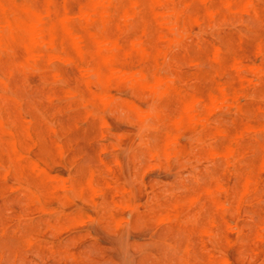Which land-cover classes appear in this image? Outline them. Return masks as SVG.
<instances>
[{
	"label": "rangeland",
	"instance_id": "1",
	"mask_svg": "<svg viewBox=\"0 0 264 264\" xmlns=\"http://www.w3.org/2000/svg\"><path fill=\"white\" fill-rule=\"evenodd\" d=\"M0 1L7 7V10L5 13L10 18L15 15L24 16L25 13L22 7L25 8L29 6L33 9H36L38 12L40 11L39 13H42V14L44 13L43 15L42 14L40 15H42V19H44L43 21H45L44 22L45 25H49L52 22L55 24V27L53 30L54 37L51 40V44L53 45L50 44L49 33L45 32V34H43L45 38L42 36L43 40L40 39L39 45L34 49V51H32V55L35 54L33 55L35 57H33L31 53H28L25 50L19 38H9L5 43H3L0 46V76L2 77L0 78V163H1L0 164V264H194V263L205 264L206 262H209V261L211 262L206 263V264H216V263L217 264H239V263L240 264L241 263L242 264H264V241H262L264 239V198H262V196H264V192H263L264 190L262 189L264 188V186H262L264 185V174H263L264 169L262 165L264 163V129H263L264 128V119H263L264 118V100H263L264 99V78H263L264 77V68H263L264 67V49H263L264 47V17H263L264 12L262 11L264 10V0H214L216 3H214V1L212 0H174V1L173 0H163V1L161 0H157V1L156 0H145V1L138 0L137 3L134 0H119L120 2L118 0H116V2L115 0H112V1L105 0L104 8H102V10H104L102 13V16L96 13V14L90 15V17H87V15L83 13L84 10L85 11L87 10V4L89 0H65L64 3H63V0H52V1L51 0L49 1L48 0H0ZM124 1L127 5L123 3ZM9 2L11 3L10 6H12L11 9L9 8L10 7ZM158 2L165 4V5H161L160 3L158 4ZM112 3L114 6L116 4H119V3L120 4L117 5V7L116 6L114 7ZM135 3L138 6L137 5L135 6L134 5ZM140 3H141V6H140ZM143 3L145 4V7ZM155 3H157L158 5ZM226 3H228L229 5ZM231 3H233L235 7H233L234 5ZM249 3H252L253 6L249 5ZM123 4L124 6H122ZM216 4L217 5L220 4V5L216 7L215 6ZM222 4L226 7L222 6ZM84 5L86 6V8ZM107 5H110V6H108L107 8ZM221 6L224 7V9L223 8L221 9ZM256 6L258 8L262 7L261 8L262 10H260V12H263V13L260 14V12H258L259 9L257 10ZM186 7L188 8L186 9ZM249 7L251 8L250 10H248ZM125 8H127L126 11L128 10L127 12L129 14L127 12H124ZM135 9L137 10L136 13L134 12ZM217 9L218 10L221 9L220 10L221 12L217 11ZM241 9L243 10V12ZM46 10L48 12H46ZM169 10H172V11L170 12ZM108 11H109V15H107ZM156 11L158 15L155 13ZM164 11L165 12L168 11V12L165 14ZM209 11H212V12H209ZM133 12L135 14H133ZM218 12L220 14L222 12L227 13L225 15H228L231 13L230 15L232 16L230 17L227 16L229 17L227 18L223 13L221 16H219L220 14H218ZM124 13L126 16L124 15ZM154 13L157 16H155ZM234 13L238 14L239 17L236 16ZM252 13L253 15H251ZM65 14L71 15V17L69 15H67L66 17ZM130 14H132V17H129L131 16ZM256 14H258V16L260 15V17H257ZM81 15H83V17H80ZM64 16L67 19V21L71 20L70 22L69 21L67 22V24L68 23L72 24L68 26L69 32L66 31V29L62 28V26L59 24L60 23L59 19ZM163 16L167 20L169 21L171 20V21L169 23L166 22V20L164 21V18H162ZM211 17L212 19H210ZM222 17H226V18L223 19ZM254 17L256 18V20L253 19ZM88 18H90L89 21H88ZM126 18H128V20ZM132 18H134V20L130 21L132 20ZM144 18H146L147 20ZM161 18L163 20H161ZM126 20L128 21V23L129 22L130 23L134 22V23L130 25V23L128 24ZM145 20L147 22H145ZM257 20L260 21L261 23H259ZM158 21H161V22H158ZM184 21L186 25L184 24ZM194 21H197V22L194 23ZM213 21L215 23H213ZM72 22H74L75 25ZM170 23H172V25ZM182 23L185 25L184 26L185 29ZM212 23H213V26H212ZM164 24L167 26H164ZM127 27H129L130 29H128ZM186 28L188 30H186ZM172 29L174 30L173 33L175 34V38H176L175 40L173 39L174 34H172V31H173ZM201 30H203L202 34L198 32ZM55 31H56V34L59 35V38H58V35H55ZM142 31H144L145 34L144 33L142 34ZM164 33H166L167 35L166 34L164 35ZM186 34L187 36L184 37L183 35H186ZM96 35L97 37H95ZM169 36L171 38H169ZM258 36H261V37H258ZM76 37L78 38L77 41L75 40ZM83 37L89 43V45L93 47V48L89 47L90 51H89V48H87L88 44L85 42V40L84 42H82L83 41L82 39H84ZM56 38L58 39L56 40ZM99 38H101L102 43L101 41H98L100 40ZM168 38L171 39L173 44L175 45H173L172 42L168 40ZM54 39L58 42H55ZM19 40L21 43L18 42ZM16 41H17V44H16ZM117 41L119 43V46L117 45ZM40 42L44 44L46 43L45 45H48L47 48L46 46H43ZM76 42L79 46L76 45ZM174 42H177V45ZM60 43L66 46L64 45L62 46ZM122 43L124 45V48L121 47L123 46ZM125 43H127V45H125ZM261 43L263 44L261 45ZM84 44L87 47H84ZM139 44L141 46L137 47ZM169 44H170V47H169ZM257 44H260L259 46L260 47L263 46V47L259 49V46ZM73 45H76L77 48L82 46V48L78 51V49L76 47L74 48ZM54 46L55 47L58 46L59 48L58 49L52 48ZM98 46H101V48H99ZM113 46H114L113 51L115 52L116 50L115 52L116 55L115 53H112V51H110L112 50ZM131 46H134V48ZM66 47H68V49ZM127 47L128 49H126V52H125V48ZM129 47L131 48L132 51H130ZM141 47H145L146 51H144L145 49L144 48L142 49ZM85 48L88 49L87 52L89 53L86 52ZM98 48L101 50L99 51ZM136 48H139V49H136ZM11 49H13L14 51ZM83 49L84 51H81ZM148 50H150V52ZM257 50H261V51L257 52ZM224 51H226L227 53ZM35 52H38L37 54L39 56ZM48 52L50 53L54 52L53 54L55 55L57 54L58 56L56 55L55 57H53V55L50 54L52 55L51 57L49 56ZM77 52H80V54ZM140 52L142 54H140ZM100 53L104 55H108L109 53L114 54L116 57H114L113 59L116 61H114L113 59L112 60L116 63H114L112 60H107V61L102 60ZM146 53L148 54L147 56H146ZM79 55L82 57L83 61L81 60ZM120 55H121V58H120ZM70 56L73 59H70L71 61L69 60L70 61L69 62L68 58H70ZM118 56H119V59H118ZM145 56L147 57V60L145 59ZM214 56L218 57L217 60ZM39 57H41L42 59ZM49 57L51 59H49ZM93 58H95V60ZM31 60H33V63ZM166 60H168V62ZM89 61H91L92 63L94 62L93 64L94 66ZM108 61L110 62L108 63ZM22 62L24 63V65L21 64ZM51 63L55 65L52 66ZM89 63L91 64V68L89 67L90 66ZM56 64L58 65L56 66ZM110 65L113 67H111ZM81 66H83L84 68ZM52 67L53 69H50ZM77 67H80V69ZM88 67L91 70L93 69L94 72L89 71ZM147 67L149 68V70L147 69ZM247 67L248 68L252 67V70L250 68L248 69ZM34 68L36 69V71L33 70ZM115 68H119L120 71L126 70L128 72L126 73L124 71L120 72L118 69L115 70ZM140 68L144 69L145 74H143L144 71L142 72ZM55 69H56V72H55ZM258 69H260L262 72H259L260 70ZM58 70L60 72H58ZM99 70H102L105 74H103L102 72V75H101V71L99 72ZM133 70H135L134 73H132ZM136 71L137 73H135ZM257 71L259 73H257ZM118 72H120L121 74ZM59 73L63 78L64 76H65V79L67 77L66 81L65 79L60 77ZM90 73L92 76H90ZM123 73L124 74L128 73V74H133V75L142 73L141 74L142 77L140 75L137 78L136 76L129 78L131 75H127V77H125L124 79ZM217 73L218 75H216ZM238 73L239 75L237 76ZM256 74H259V75H256ZM97 76L99 80L100 78L104 77L103 79H101L103 83L98 80L99 82L97 84V81H96ZM122 76L123 78H121ZM46 77H47V80H46ZM56 77L57 78L59 77L58 78L59 80ZM90 77L91 78L94 77V78L90 79ZM144 77L147 79L148 82L145 79H142ZM132 78L136 79L135 83L133 82L134 79ZM60 79H62L63 81ZM131 79L133 81L129 82V80ZM91 80L92 81L94 80L93 83H95L96 88H95V85H93V83L91 82ZM106 80L110 82L108 83V81ZM127 80H128V83H127ZM56 81H58L59 83ZM118 81L121 82V84H119ZM155 81L156 82L158 81L159 84L161 82V84L156 85ZM54 83L56 85H54ZM111 83L113 84L111 85ZM140 84L142 86H140ZM143 84L145 85L143 86ZM148 84H151V85H148ZM98 85L100 86L102 85L103 87L102 86L100 87ZM132 85L135 86L136 89L132 87ZM110 86H112L113 88ZM129 87L130 89H128ZM138 87L140 89H138ZM156 87L159 89V91L160 89L163 88L162 90L163 92H160V94L158 95L159 92L158 93L156 92L157 90ZM164 87L166 88L167 92L164 91L165 90ZM69 88L71 91H73V93L70 92ZM93 90L95 92H93ZM69 92L73 94L74 96L73 95L71 96ZM101 93L102 94L105 93L103 95V98H100V95L102 96ZM162 93H165V95H163ZM14 95H17V96H14ZM104 96L107 97V100H109L112 96L111 100L108 101L109 104L107 101L103 102L104 101L103 99H105ZM156 96H159V97H156ZM72 97L73 99L75 98L74 99L75 101L74 100L72 101V99L69 100V98H72ZM121 97H123L122 100H120ZM197 97H198L197 99L198 101L195 99ZM211 97L213 100L210 99ZM113 98L114 99L119 98L118 99L119 101L117 99L115 100L117 101L116 103L119 102L118 107H117V104H115ZM186 98L188 102L186 101ZM192 98L198 102L197 103L195 101L196 103H194V106L192 105V102L194 101V100L191 101ZM89 99L91 101H88ZM214 99L216 100V102L214 101ZM20 100L21 102L19 103ZM33 102L35 103V105H33L34 104ZM69 102H71L70 106L68 105ZM110 102H114V103H110ZM132 102H134L135 104L137 103V104L134 105L133 103L134 105L133 107L131 104ZM121 103H123V108L121 107L122 106ZM187 104L189 105V107ZM196 104L199 105V109H198V106H196ZM83 105L85 107H82ZM102 105H105V106L102 107ZM109 105H111V108L109 107ZM130 105L133 108H131ZM250 105L254 107L253 108L254 110H252ZM87 106L89 109L87 108ZM137 106H139V108L138 110H135L137 109L136 108ZM20 108H22V110ZM108 108L109 110L111 109L110 113H109ZM23 110H26L29 113L28 114L27 112L24 113L25 111ZM93 110H96L94 111L97 114V115L95 114L96 116L94 115ZM99 110L101 113L98 112ZM128 110L131 112L129 113ZM153 110H155V112H153ZM208 110H210L211 112H208ZM89 111H91L90 113L92 114L90 113L88 114ZM124 112H125V115H123ZM120 113L121 114L123 113V114L121 115ZM128 114L131 116L129 117V119L132 120L133 118L132 121L126 120L128 119L126 118L129 116ZM98 115L100 116L99 119H98L99 117ZM156 115L157 116L159 115L162 118L161 120V118L158 116L159 120L163 121L165 119L166 121L164 120L163 122H161L162 124H160L159 123L160 121L156 119L158 118L156 117ZM135 118L137 119V123H136ZM177 118L179 119L176 120ZM31 120H32V123H31ZM105 122H107L106 123L107 125L105 124ZM175 122L176 124H174ZM204 122H206V124ZM151 123H153V125ZM179 123L180 125L178 127L180 129L175 127V125ZM204 124L205 126H203ZM235 124H238L239 127L237 128L238 125L236 126ZM143 125L144 126L150 125L149 126L150 128L144 127ZM206 127H209V128L207 129ZM156 128L158 129L156 130ZM200 128L202 129L200 130ZM236 129L241 130V131L237 132ZM254 129L256 130L255 132H254ZM221 131H223L222 132L223 134L221 133ZM224 131H226V133L231 131L232 133H230V136H229L228 135L229 133L226 134ZM137 132H139L140 136L146 137L147 139L138 136ZM209 132H210V136L212 135L211 137L208 134ZM219 132L220 134H218ZM233 132H235L237 137H235V134ZM35 134L38 138L34 136ZM54 134L57 138L54 136ZM168 134L169 136H167ZM172 135H176V136L175 137L173 136L174 137L173 138ZM201 135H202L201 138L198 137ZM225 135H226V138H225ZM245 135L246 137H244ZM158 136L160 139L158 138ZM216 136H219V137H216ZM139 138L145 141V143H140L141 140ZM211 138L212 140L213 139H216V140H213L210 143L209 141H211ZM253 138L255 139L253 140ZM13 139L16 141L15 143L14 141H11ZM68 139L70 141H68ZM133 139L135 140L133 141ZM203 139H205L204 141L206 143L203 141ZM230 140L232 141L231 143H229ZM256 140L257 142H255ZM21 141L23 143H21ZM156 141L158 142V145L160 146L157 145ZM115 142H117V144ZM245 142H248V143L250 142L252 144L253 142L256 143V145L255 144L253 145L258 150H260L259 151L260 153H258V151H251V149L254 146L251 144L252 147L251 146L249 147L250 143L246 145L247 143ZM118 143L119 144L121 143L120 147L115 148L118 145ZM17 144H20L19 145L20 147ZM104 144L106 146V149H104L105 148ZM227 144L230 146L228 147L227 150H225L227 148L226 147ZM14 145L17 147V149ZM37 145L39 146L37 147ZM12 146L15 148H13ZM150 146L151 148L149 150L148 149L146 150V147L148 148ZM155 146H158L161 148L159 149L158 147L156 148ZM21 147L23 151H21L22 150ZM63 147L66 149H63ZM164 147H166V149ZM195 147H197V149ZM198 147H202L200 148L202 149L201 150L202 152L200 151ZM247 147L250 149L247 150ZM12 148L14 150H12ZM109 148L110 149L112 148V149L110 150ZM153 148H155V150L159 149V152L158 150L155 151ZM178 148L180 151H178ZM189 148H191V150ZM230 148L233 150H231ZM58 149L62 151L64 150V152L61 151L62 152L61 153ZM194 149L195 150L199 149L197 151L198 153ZM235 150L237 151L238 155H236ZM212 151H214L213 154H211ZM175 152L177 153L176 156H175L176 154ZM224 152H225V155H227L228 153V155L225 156V159H223ZM164 153H166L168 156L165 155ZM172 153H174V155ZM188 153H190L189 156H187ZM191 153H194L193 154L194 156L191 155ZM24 154H30V155H24ZM61 154H65L66 156L64 155L63 157L62 155L61 157ZM169 154H172V155L169 156ZM163 155L169 158H165ZM229 155H231V157H228ZM145 156L147 157V159ZM186 156L188 157L187 159H186ZM35 157H38L39 159ZM175 157L177 160L175 159ZM199 157L201 158L199 159ZM207 157L208 159H205ZM256 157H258V159ZM116 159L119 160V161L117 160L118 163ZM159 159L162 161H160ZM227 160L229 163L227 162ZM34 161L37 163V164L35 163L36 164L35 168L33 164ZM252 161H254V163ZM106 162L107 163L110 162L112 164L110 163L106 164ZM119 162L121 164H119ZM153 162H155L154 166L152 164ZM157 162L158 163L160 162V164H158ZM161 162H163V164L166 163V165L165 164L164 166L161 165L162 164ZM244 163L248 165L245 166L246 164ZM260 163L262 164L260 165ZM78 164L80 165L79 167H78ZM256 164H259L260 166ZM42 165L45 168L41 167ZM111 165H112V168H111ZM250 167L252 169L251 172H249ZM42 168L44 170H41ZM8 169H9V172H8ZM93 169H95V171ZM217 169H219V171H217ZM109 170L112 171L113 173L110 172ZM214 171H216L217 174ZM36 172L37 173L40 172V173L37 174ZM210 172L213 174H211ZM3 173H5L6 177L4 176ZM91 173H93L94 176ZM22 174L24 177L21 176ZM123 174L125 175V177ZM209 174L211 177L210 181H209L210 177H207L209 176ZM61 175L63 177L66 176L64 181H61L63 179ZM71 175H74V176H71ZM82 175H83V178H82ZM59 176L62 179L59 178ZM98 176H99V181L101 183L97 179ZM116 176L119 180L116 178ZM26 177L28 178L26 179ZM94 177H97V178H94ZM38 178L40 179L38 180ZM70 179L74 182L75 187H72L73 185L71 184L73 183H71ZM249 179L251 180V182ZM98 182L99 184L102 185V186L100 185V187L102 188L98 187L99 186L97 185ZM116 182L120 183V185L118 184L119 186H117ZM31 183L33 184V186L35 184V186L33 187L32 185H30ZM79 183H80V186H79ZM243 183L246 185H243ZM25 184L29 187L26 188ZM65 184L67 185L65 186ZM209 184H210V187H208ZM240 184L242 187H240ZM23 185H25V187ZM93 185H96L95 190H94ZM114 185L116 186L115 188H114ZM166 185H167V188H166ZM259 185L261 187H259ZM70 186L72 189H74L73 191L70 189ZM108 186L110 187L109 188L110 191L109 189H107ZM162 187L166 188V190L162 189ZM29 188L31 189L28 190ZM130 188H131V191L129 190ZM243 188L244 190H242ZM260 188L263 190L262 192L261 191L258 192ZM117 189H119V191ZM179 189L180 191H178ZM194 189H199V190L193 191ZM213 189L214 191H212ZM38 190H39V193H38ZM121 190H124L125 193H123V191ZM252 190H254L255 192ZM99 191L101 193L104 192L102 193L104 197L101 195ZM170 191H172L173 193ZM73 192H78L77 198L74 197L76 193L71 194ZM80 192H81V195H80ZM196 192L198 195L195 194ZM55 193H57V195ZM105 193L107 196L105 195ZM247 193L248 194L250 193V194L248 195ZM64 194H66L67 196H65ZM121 194L122 196L119 197ZM128 194L130 196H128ZM183 194H185V196ZM42 195H44L43 198L46 201L42 198ZM193 195H194L195 200L193 199ZM257 195L261 198H258ZM56 196L60 198L61 200H58ZM183 196L184 198L187 197V199H184ZM45 197H48V198L51 197V198L48 199ZM101 197L102 199H100ZM180 197L183 198L182 200H184V203L181 199H178ZM200 197L202 198L200 199ZM28 198H31V200ZM37 198H39L40 201H38ZM158 198H160V200H156ZM165 198H167L168 200ZM190 198H191V202H190ZM206 198L208 199L206 200ZM119 199H120V203H119ZM169 199L172 201H170ZM196 199L199 200L198 201L199 203L197 202ZM202 199H205V200H202ZM259 199L261 201H259ZM192 200H194L195 202ZM154 201L156 202L158 201L159 203H161L159 204L160 206ZM162 201L164 203H162ZM168 201H169V204H167ZM108 202L110 204H108ZM125 202H127L128 205ZM135 202H136V205H135ZM145 202L146 204L143 205ZM147 202L150 204L152 203L153 205L152 204L150 205ZM173 202H176V203H173ZM180 202H182V204H180ZM103 203H106L107 206H105V204ZM116 203L121 204V206L116 205ZM124 203L126 205H123ZM100 204L101 206L103 205L104 207L102 206L99 208ZM137 204L139 205L137 206ZM131 206H132V209H131ZM161 206H163L164 208H162ZM171 206L172 208H174V210L171 208ZM182 206H184V208ZM192 206L194 207L192 208ZM148 207L153 209V211H151L150 208L148 209ZM162 209L164 210L162 211ZM50 210L53 211L54 214L51 213ZM100 210L101 212H99ZM187 210H190V212H187ZM256 210L258 211L260 210V211L256 213ZM129 211H131L133 215L131 213L129 215ZM245 212L247 213V215ZM228 213H231L232 215L229 214L228 216ZM73 214H76V215H73ZM141 214L143 217L141 216ZM103 215H105L106 217L105 216L103 217ZM198 215L199 216L201 215V216L198 217ZM207 215L209 216V218ZM127 216H129L128 220L126 219ZM148 216L149 218H146ZM17 217L20 219L19 221ZM150 217H152V219ZM160 217H163L162 220H159L161 219ZM167 217L169 221L171 222L170 225L168 224L169 221L165 220V218L167 219ZM192 217H193V220H192ZM56 218H58V220ZM69 218L71 219L68 220ZM76 218L77 219L79 218L80 220L78 221ZM142 218L144 219L142 220ZM145 218L148 220L151 219V221L150 220L148 221ZM118 219H123V220H118ZM234 219L236 220L234 221ZM196 220H197V224H196ZM80 221L82 222V224ZM118 221L121 224H119ZM146 221H148V223ZM203 221H206L207 223L206 225L209 226V227L207 226L208 229L211 230L210 232H208L209 230L207 229L206 225L204 224L205 222L203 223ZM213 221H214L213 223L214 225L211 224ZM68 222L70 223V226ZM116 222L118 223L116 224ZM131 222L133 223L131 224ZM151 222H153V224ZM217 222H218V225L216 226ZM228 222H231L232 224ZM122 223H125V224L122 225ZM158 223H160V225ZM184 223L185 225L187 223L189 227L188 226L186 227L185 225H183ZM66 224L67 226H65ZM72 224H73L72 226L73 228L71 227ZM161 224H164V225H161ZM191 224L193 225L191 226ZM251 224H253V226ZM128 225H129V228H128ZM179 226H181L180 227L181 229L179 228ZM230 226H233L234 228ZM48 227H49V230H48ZM67 227H69V229H67ZM184 227L188 230L191 229L192 231H195L196 233L191 232V230L187 231ZM161 228L163 229V231ZM181 230H185L187 232L186 233L183 232L182 234ZM216 230H219V231H216ZM205 231H207L209 234L207 232L205 233ZM252 231H253V234L251 233ZM57 232H59L60 235H58L59 233ZM217 232H219V237H218ZM196 234H198V236ZM221 234L225 238H223ZM212 236L216 238L214 239ZM250 236H252L253 238L252 241H251ZM203 237H204V240H203ZM257 237L260 241L256 239ZM221 239L225 240L224 243H223V240ZM191 240L193 241V243ZM215 240H218L219 244L217 243V241L215 242ZM30 241H31V244H30ZM187 241H190L188 242L189 248L186 246ZM237 241H240V242H237ZM169 243H172V244H169ZM192 246H193L194 252L191 251ZM187 251L190 252V257L188 256L189 254L187 253ZM202 257L204 258L202 259ZM187 258L190 261L189 260L187 261ZM197 258L202 259L203 262L201 260H198ZM223 259H226L225 263Z\"/></svg>",
	"mask_w": 264,
	"mask_h": 264
},
{
	"label": "bare ground",
	"instance_id": "2",
	"mask_svg": "<svg viewBox=\"0 0 264 264\" xmlns=\"http://www.w3.org/2000/svg\"><path fill=\"white\" fill-rule=\"evenodd\" d=\"M48 1H49V0H48ZM51 1H52V0H51ZM104 1H105V0H89V1H88V4H87V10H86V11L84 10V12H83V11H82V12H83L85 15H87V17H90V15H92V14H96V13H98V14H100V15L102 16V13H103V11H104V10H102V8H104ZM109 1H110V0H109ZM111 1H112V0H111ZM118 1H119V0H118ZM134 1H136V3L138 2V0H134ZM134 1H133V2H134ZM144 1H145V0H144ZM156 1H157V0H156ZM161 1H163V0H161ZM173 1H174V0H173ZM212 1H214V0H212ZM64 2H65V0H63V3H64ZM115 2H116V0H115ZM119 2H120V1H119ZM133 2H132V3H133ZM141 2H143V1H141ZM164 2H165V1H164ZM192 2H193V1H192ZM205 2H206V1H205ZM205 2H204V3H205ZM221 2H222V1H221ZM17 3H18V1H17ZM28 3H29V2H28ZM110 3H111V2H110ZM110 3H108V4H110ZM123 3L126 4L125 1H124ZM136 3L134 4L135 6L137 5ZM159 3H160V2H158V4H159ZM175 3H176V2H175ZM175 3H174V4H175ZM197 3H198V2H197ZM197 3H196V4H197ZM214 3H216V2L214 1ZM214 3H213V5H214ZM254 3H255V2H254ZM23 4H24V2H23ZM119 4H120V3H119ZM119 4H116L115 6L117 7V5H119ZM124 4H123L122 6H124ZM155 4H157V3H155ZM158 4H157V5H158ZM160 4H161V5H165V4H162V3H160ZM178 4H179V3H178ZM210 4H211V2H210ZM224 4H225V2H224ZM226 4H228V3H226ZM231 4H233V3H231ZM231 4H230V5H231ZM10 5H11V3L9 2V6H10ZM28 5H29V4H28ZM47 5H48V3H47ZM112 5H113V3H112ZM126 5H127V4H126ZM132 5H133V4H132ZM143 5H144V7H145V4H144V3H143ZM161 5H160V6H161ZM186 5H187V3H186ZM213 5H212V6H213ZM219 5H220V4H218V5L216 4L215 6L217 7V6H219ZM228 5H229V4H228ZM233 5H234V4H233ZM249 5H252V3H249ZM9 6H8V7H9ZM84 6H85V5H84ZM108 6H110V5H107V8H108ZM113 6H114V5H113ZM115 6H114V7H115ZM137 6H138V5H137ZM140 6H141V3H140ZM173 6H175V5H173ZM184 6H185V5H184ZM196 6H197V5H196ZM207 6H208V5H207ZM215 6H214V7H215ZM222 6H224V5L222 4ZM222 6H221V9H222V8L224 9V7H226V6H224V7H222ZM252 6H253V5H252ZM257 6H258V5H257ZM257 6H256V7H257ZM19 7H20V6H19ZM133 7H134V6H133ZM144 7H142V8H144ZM154 7H155V6H154ZM157 7H158V6H157ZM165 7H167V6H165ZM197 7H198V6H197ZM209 7H210V5H209ZM214 7H213V8H214ZM233 7H235V5H234ZM250 7H251V6H250ZM250 7H249L248 10L251 9ZM256 7H255V8H256ZM9 8L11 9L12 6H10ZM85 8H86V6H85ZM129 8H130V7H129ZM135 8H136V7H135ZM138 8H139V7H138ZM142 8H141V9H142ZM184 8H185V7H184ZM187 8H188V7H186V9H187ZM218 8H219V7H218ZM252 8H253V7H252ZM261 8H262V7H261ZM261 8H258V7H257V10L259 9L258 12H260V10H262ZM22 9H23V11H24V13H25L24 16H21V15H20V16H16V15H15V16H12V15H11L12 17L10 18V17H8V16L6 15V13H5L6 10H7V7H6V6L0 1V14H1V16H0V46H1L3 43H5L9 38H19V39L21 40V42H22V44H23L25 50H26L28 53H31V55H32V51H34V49L39 45V41H40V39H42V36L45 38V36L43 35V34H45V32H48V33H49V36H50V37H49V41H50V44H51V40H52L53 37H54V36H53V30H54L55 24L52 22V23H50L49 25H45V23H44L45 21H43L44 19H42V15H43L44 13H43V14H42V13H39L40 11L38 12L36 9H33V8L29 7V6H28V7H25V8L22 7ZM22 9H21V10H22ZM118 9H119V8H118ZM126 9H127V8H125V11H124V12H127V11H128V10L126 11ZM199 9H200V8H199ZM209 9H210V8H209ZM221 9H219V10L217 9V11L221 12V11H220ZM145 10H146V9H145ZM145 10H144V11H145ZM232 10H233V9H232ZM241 10H242V9H241ZM246 10H247V9H246ZM10 11H11V10H10ZM118 11H119V10H118ZM140 11H141V10H140ZM140 11H138V12H140ZM152 11H153V10H152ZM157 11H158V10H157ZM157 11L155 12L156 14H157ZM169 11L171 12L172 10H169ZM212 11H213V9H212ZM212 11H209V12H212ZM223 11H224V10H223ZM229 11H230V10H229ZM251 11H252V10H251ZM253 11H254V9H253ZM253 11H252V12H253ZM262 11L264 12V10H262ZM11 12H12V11H11ZM46 12H48V11L46 10ZM105 12H106V11H105ZM116 12H117V11H116ZM134 12L136 13L137 10L135 9ZM134 12H133V14H135ZM147 12H148V11H147ZM159 12H160V11H159ZM159 12H158V13H159ZM164 12H165V11H164ZM167 12H168V11H167ZM167 12H165V14H166ZM173 12H174V11H173ZM173 12H172V14H173ZM219 12H218V14H220ZM226 12H228V11H226ZM242 12H243V10H242ZM263 12H260V14L263 13ZM20 13H21V12H20ZM106 13H107V12H106ZM106 13H104V14H106ZM112 13H113V12H112ZM118 13H119V12H118ZM127 13H128V12H127ZM143 13H144V12H143ZM155 13H154V15H155ZM161 13H162V12H161ZM187 13H188V12H187ZM216 13H217V12H216ZM222 13H223V12H222ZM222 13H221L219 16H221ZM245 13H246V12H245ZM11 14H12V13H11ZM40 14H42V15H40ZM115 14H116V13H115ZM119 14H120V13H119ZM128 14H129V13H128ZM138 14H139V13H138ZM162 14H163V13H162ZM162 14H160V15H162ZM211 14H212V13H211ZM211 14H210V16H211ZM223 14L225 15V14H227V13L224 12ZM230 14H231V13H230ZM230 14L225 15V16H226V17H227V16H229V17L232 16V15H230ZM234 14H235L236 16H238V14H236V13H234ZM248 14H249V13H248ZM55 15H56V14H55ZM55 15H53V16H55ZM67 15H69V14H67ZM67 15L65 14L66 17H67ZM75 15H76V14H75ZM79 15H80V14H79ZM107 15H109V11H108V14H107ZM111 15H112V14H111ZM116 15H117V14H116ZM124 15H125V13H124ZM130 15H131V16H129V17H132V14H130ZM136 15H137V14H136ZM157 15H158V14H157ZM157 15H155V16H157ZM235 15H233V16H235ZM251 15H253V13H252ZM251 15H250V16H251ZM256 15H257V17H260V15H259V16H258V14H256ZM256 15H255V17H256ZM65 16H64V17H61V18L59 19V22H60V23H59V22H58V23L62 26V28L66 29V31L69 32L68 26H69L71 23H70V24H69V23L67 24V22H68L69 20L67 21V19L65 18ZM69 16L71 17V15H69ZM72 16H73V14H72ZM125 16H126V15H125ZM134 16H135V15H134ZM141 16H142V14H141ZM141 16H140V17H141ZM155 16H154V17H155ZM165 16H166V15H165ZM210 16H209V17H210ZM80 17H83V15H81ZM115 17H117V16H115ZM129 17H128V18H129ZM137 17H138V16H137ZM143 17H144V16H143ZM178 17H179V16H178ZM178 17H177V18H178ZM203 17H204V15H203ZM212 17H213V16H212ZM212 17H211L210 19H212ZM214 17H215V16H214ZM226 17H222V18L224 19V18H226ZM229 17H227V18H229ZM238 17H239V16H238ZM241 17H242V16H241ZM255 17H254L253 19L256 20ZM263 17H264V14H263ZM84 18H85V17H84ZM113 18H114V16H113ZM128 18H126V19L128 20ZM155 18H156V17H155ZM162 18H164V16H163ZM162 18H161V20H163ZM177 18H176V19H177ZM261 18H262V17H261ZM68 19H69V17H68ZM75 19H76V18H75ZM89 19H90V18H88V21H89ZM117 19H119V18H117ZM122 19H123V18H122ZM144 19H146V18H144ZM170 19H171V18H170ZM210 19H209V20H210ZM214 19H215V18H214ZM257 19H258V18H257ZM57 20H58V19H57ZM77 20H78V19H77ZM77 20H76V22H77ZM92 20H93V19H92ZM124 20H125V19H124ZM127 20H126V21H127ZM133 20H134V18H132V20H130V21H133ZM146 20H147V19H146ZM146 20H145V22H147ZM165 20H166V22H168V23L171 21V20L169 21V20H167L166 18H164V21H165ZM183 20H184V19H183ZM207 20H208V19H207ZM225 20H226V19H225ZM70 21H71V20H70ZM70 21H69V22H70ZM72 21H73V19H72ZM93 21H94V20H93ZM102 21H103V20H102ZM126 21H125V23H126ZM214 21H215V20H214ZM214 21H213V23H215ZM257 21H258V20H257ZM105 22H106V21H105ZM156 22H157V21H156ZM156 22H155V23H156ZM158 22H161V21H158ZM189 22H190V20H189ZM195 22H197V21H194V23H195ZM225 22H226V21H225ZM258 22L261 23L260 21H258ZM72 23L75 25L74 22H72ZM80 23H81V22H80ZM94 23H95V22H94ZM125 23H124V24H125ZM127 23H128V21H127ZM129 23H130V22H129ZM129 23H128V24H129ZM132 23H134V22H131L130 25H131ZM186 23H187V22H186ZM213 23H212V26H213ZM87 24H88V23H87ZM146 24H147V23H146ZM146 24H145V26H146ZM159 24H161V23H159ZM166 24H167V23H166ZM170 24L172 25V23H170ZM182 24H183V23H182ZM184 24H185V21H184ZM184 24H183V27L186 25V24H185V25H184ZM191 24H192V23H191ZM191 24H190V25H191ZM71 25H72V24H71ZM85 25H86V24H85ZM85 25H83V26H85ZM107 25H108V24H107ZM117 25H118V24H117ZM199 25H200V24H199ZM261 25H262V24H261ZM87 26H88V25H87ZM89 26H90V25H89ZM91 26H92V25H91ZM95 26H96V25H95ZM164 26H167V25L164 24ZM192 26H193V25H192ZM130 27H131V26H130ZM169 27H171V26H169ZM189 27H190V26H189ZM199 27H200V26H199ZM86 28H87V27H86ZM88 28H89V27H88ZM97 28H98V27H97ZM127 28L130 29L129 27H127ZM144 28H145V27H144ZM144 28H143V29H144ZM172 28H173V26H172ZM213 28H214V27H213ZM213 28H212V29H213ZM70 29H71V27H70ZM72 29H73V27H72ZM84 29H85V28H84ZM110 29H111V28H110ZM150 29H151V28H150ZM184 29H185V27H184ZM55 30H56V28H55ZM88 30H89V29H88ZM172 30H173V29H172ZM186 30H188V29L186 28ZM72 31H73V30H72ZM72 31H71V32H72ZM89 31H90V30H89ZM92 31H93V30H92ZM114 31H115V30H114ZM161 31H162V30H161ZM202 31H203V30L198 31V32H200V33L202 34ZM95 32H97V31H95ZM100 32H101V31H100ZM111 32H112V31H111ZM173 32H174V30L172 31V34H174ZM186 32H188V31H186ZM196 32H197V31H196ZM66 33H67V32H66ZM112 33H113V32H112ZM143 33L145 34L144 31H142V34H143ZM190 33H191V32H190ZM74 34H75V33H74ZM74 34H73V35H74ZM96 34H97V33H96ZM118 34H119V33H118ZM159 34H160V33H159ZM165 34H166V33H164V35H165ZM183 34H184V32H183ZM201 34H200V35H201ZM55 35H58V34H56V31H55ZM73 35H72V37H73ZM75 35H76V34H75ZM79 35H80V34H79ZM79 35H78V36H79ZM82 35H83V34H82ZM162 35H163V33H162ZM166 35H167V34H166ZM189 35H190V34H189ZM141 36H142V35H141ZM183 36L185 37V36H187V34H186V35H183ZM40 37H41V38H40ZM95 37H97V35H96ZM116 37H117V35H116ZM144 37H145V36H144ZM173 37H174L173 39L175 40V39H176V38H175V34H174ZM258 37H261V36H258ZM58 38H59V35H58ZM58 38H56V40H57ZM81 38H82V37H81ZM83 38H84V37H83ZM138 38H139V37H138ZM164 38H165V37H164ZM166 38H167V37H166ZM169 38H171V37L169 36ZM169 38H168V40H170V41L172 42V40L169 39ZM63 39H64V38H63ZM65 39H66V38H65ZM74 39H75V38H74ZM99 39H100V40H98V41H101V43H102L101 38H99ZM20 40L18 41L19 43H21ZM42 40H43V39H42ZM54 40H55V39H54ZM56 40H55V42H58V41H56ZM75 40L77 41L78 38L76 37ZM82 40H83L82 42H84L85 38L82 39ZM96 40H97V39H96ZM117 40H118V38H117ZM174 40H173V41H174ZM80 41H81V40H80ZM138 41H139V40H138ZM141 41H142V39H141ZM8 42H9V41H8ZM46 42H48V41H46ZM62 42H64V41H62ZM62 42H61V43H62ZM73 42H74V41H73ZM78 42H79V41H78ZM85 42L88 44V47H87L85 44H84V47H87V48L92 47V46L89 45V43H88L86 40H85ZM115 42H116V41H115ZM125 42H126V41H125ZM171 42H169V43H171ZM40 43H41L43 46H46V48H47L48 45H45L46 43H45V44L42 43V42H40ZM61 43H60V44H61ZM80 43H81V42H80ZM96 43H97V42H96ZM113 43H114V42H113ZM174 43H176V45H177V42H174ZM16 44H17V41H16ZM41 44H40V45H41ZM114 44H115V43H114ZM130 44H131V43H130ZM135 44H136V43H135ZM172 44H173V42H172ZM180 44H181V43H180ZM206 44H207V43H206ZM262 44H263V43H261V45H262ZM9 45H10V44H9ZM51 45H53V44H51ZM51 45H50V46H51ZM61 45L63 46L64 44H61ZM76 45H78L77 42H76ZM76 45H73V47L75 48ZM80 45H81V44H80ZM100 45H101V44H100ZM117 45L119 46L118 41H117ZM122 45H123V43H122ZM125 45H127V43H125ZM131 45H132V44H131ZM133 45H134V44H133ZM143 45H144V44H143ZM173 45H175V44H173ZM257 45L259 46L260 44H257ZM62 46H60V47H62ZM64 46H66V45H64ZM78 46H79V45H78ZM118 46H117V47H118ZM140 46H141V45L139 44L137 47H140ZM200 46H201V44H200ZM56 47H57V48H56ZM56 47L54 46V47H52V48H55V49H58V48H59L58 46H56ZM68 47H69V46H68ZM68 47H66V48L68 49ZM98 47L101 48V46H98ZM121 47L124 48V45L121 46ZM131 47L134 48V46H131ZM169 47H170V44H169ZM262 47H263V46H261V47L259 46V49L262 48ZM9 48H10V47H9ZM44 48H45V47H44ZM52 48H50V49H52ZM76 48H77V47H76ZM81 48H82V46L79 47V48H77L78 51H79ZM87 48H85V49H86V52H87V50H88ZM92 48H93V47H92ZM99 48H98V50L100 51L101 49H99ZM111 48H112V47H111ZM115 48H116V47H115ZM118 48H119V47H118ZM118 48H117V49H118ZM123 48H122V49H123ZM129 48H130V47H129ZM141 48H142V49H143V48L145 49V47H141ZM141 48H140V49H141ZM166 48H167V46H166ZM173 48H174V47H173ZM184 48H185V47H184ZM224 48H225V47H224ZM50 49H49V50H50ZM61 49H62V48H61ZM96 49H97V48H96ZM113 49H114V46H113L112 50H110V51H112V53H115L116 50H115V52H114ZM126 49H128V47L125 48V52H126ZM136 49H139V48H136ZM225 49H226V48H225ZM231 49H232V48H231ZM263 49H264V47H263ZM8 50H10V49H8ZM11 50H13V49H11ZM53 50H54V49H53ZM98 50H97V52H98ZM169 50H170V48H169ZM169 50H168V51H169ZM234 50H235V49H234ZM234 50H233V51H234ZM261 50H262V49H261ZM261 50H257V52H258V51H261ZM13 51H14V50H13ZM54 51H55V50H54ZM57 51H58V50H57ZM60 51H61V50H60ZM76 51H77V50H76ZM81 51H84V49L81 50ZM89 51H90V48H89ZM130 51H132L131 48H130ZM144 51H146V49H145ZM148 51L150 52V50H148ZM158 51H159V50H158ZM226 51H227V50H226ZM226 51H224V52H226ZM229 51H230V50H229ZM24 52H25V51H24ZM86 52H84V53H86ZM91 52H92V51H91ZM118 52H119V51H118ZM118 52H117V53H118ZM149 52H148V53H149ZM162 52H163V51H162ZM165 52H166V51H165ZM221 52H222V51H221ZM35 53L37 54L38 52H35ZM53 53H54V52H53ZM53 53L48 52L49 56L52 57V55H53V57H55L57 54L55 55V54H53ZM59 53H60V52H59ZM66 53H67V52H66ZM68 53H69V51H68ZM77 53L80 54V52H77ZM87 53H89V52H87ZM92 53H93V52H92ZM92 53H91V54H92ZM131 53H132V52H131ZM131 53H130V54H131ZM226 53H227V52H226ZM39 54H40V52H39ZM50 54H52V55H50ZM71 54H72V53H71ZM140 54H142V53L140 52ZM143 54H144V53H143ZM164 54H165V53H164ZM164 54H163V56H164ZM228 54H229V52H228ZM261 54H262V53H261ZM33 55H35V54H33ZM33 55H32V56H33ZM37 55H38V54H37ZM42 55H43V53H42ZM82 55H83V54H82ZM85 55H86V54H85ZM98 55H99V54H98ZM100 55H101L102 60H105V61H107V60H112L114 57H116V56H115L116 53H115V55H114V54H111V53H109L108 55H104V54L100 53ZM122 55H123V54H122ZM125 55H127V54H125ZM133 55H134V54H133ZM147 55H148V54L146 53V56H147ZM154 55H155V54H154ZM218 55H219V54H218ZM259 55H260V54H259ZM38 56H39V55H38ZM38 56H37V57H38ZM57 56H58V55H57ZM83 56H84V55H83ZM88 56H89V55H88ZM134 56H135V55H134ZM146 56H145V59L147 60V57H146ZM159 56H160V55H159ZM25 57H26V56H25ZM33 57H35V56H33ZM47 57H48V56H47ZM79 57H80L81 60H82V57H81L80 55H79ZM91 57H92V56H91ZM93 57H94V56H93ZM98 57H99V56H98ZM214 57H215L216 60H217L218 57H217V56H214ZM219 57H220V56H219ZM222 57H224V56H222ZM239 57H240V56H239ZM258 57H259V56H258ZM39 58H41V57H39ZM120 58H121V55H120ZM163 58H164V57H163ZM215 58H214V59H215ZM225 58H226V57H225ZM240 58H241V57H240ZM41 59H42V58H41ZM49 59H51V58L49 57ZM52 59H54V58H52ZM70 59H73V58H71V56H70V58H68V61H69ZM75 59H76V58H75ZM78 59H79V58H78ZM84 59H85V57H84ZM93 59L95 60V58H93ZM118 59H119V56H118ZM131 59H132V58H131ZM164 59H165V58H164ZM167 59H168V58H167ZM228 59H229V58H228ZM230 59H231V58H230ZM258 59H259V58H258ZM25 60H26V59H25ZM33 60H34V59H33ZM33 60H31L32 63H33ZM58 60H59V59H58ZM88 60H89V59H88ZM113 60H114V59H113ZM113 60H112V61H113ZM121 60H122V59H121ZM216 60H215V61H216ZM223 60H224V59H223ZM35 61H36V60H35ZM35 61H34V63H35ZM41 61H42V60H41ZM41 61H40V62H41ZM47 61H48V59H47ZM70 61H71V60H70ZM70 61H69V62H70ZM82 61H83V60H82ZM82 61H81V62H82ZM97 61H98V60H97ZM97 61H96V62H97ZM114 61H116V60H114ZM114 61H113V62H114ZM133 61H134V60H133ZM166 61L168 62V60H166ZM166 61H165V62H166ZM218 61H219V60H218ZM53 62H54V61H53ZM76 62H77V60H76ZM89 62H91V61H89ZM109 62H110V61H108V63H109ZM117 62H118V61H117ZM119 62H120V61H119ZM128 62H129V61H128ZM157 62H158V61H157ZM165 62H164V63H165ZM27 63H28V62H27ZM78 63H79V62H78ZM114 63H116V62H114ZM139 63H140V62H139ZM196 63H197V62H196ZM21 64L24 65L23 62H22ZM21 64H20V65H21ZM43 64H44V63H43ZM51 64H52V63H51ZM89 64H90V63H89ZM91 64L93 65L94 62H93V63L91 62ZM91 64H90V66H89L90 68H91ZM144 64H145V62H144ZM144 64H143V65H144ZM165 64H166V63H165ZM165 64H164V65H165ZM203 64H204V63H203ZM252 64H253V63H252ZM9 65H10V64H9ZM9 65H8V66H9ZM15 65H16V64H15ZM41 65H42V64H41ZM54 65H55V64H54ZM54 65L52 64V66H54ZM57 65H58V64H56V66H57ZM69 65H70V63H69ZM76 65H77V64H76ZM106 65H107V63H106ZM111 65H112V64H111ZM111 65H110V66H111ZM122 65H123V64H122ZM131 65H132V64H131ZM168 65H169V64H168ZM247 65H248V64H247ZM247 65H246V66H247ZM32 66H34V65H32ZM43 66H45V65H43ZM46 66H47V65H46ZM62 66H63V65H62ZM93 66H94V65H93ZM100 66H101V65H100ZM146 66H148V65H146ZM26 67H27V66H26ZM81 67H83V66H81ZM89 67H88V68H89ZM97 67H98V66H97ZM101 67H102V66H101ZM103 67H104V65H103ZM111 67H113V66H111ZM157 67H158V66H157ZM169 67H170V66H169ZM253 67H254V65H253ZM257 67H259V66H257ZM257 67H256V68H257ZM12 68H13V67H12ZM54 68H56V67H54ZM77 68L80 69V67H77ZM83 68H84V67H83ZM90 68H89V71H93V69L91 70ZM143 68H144V67H143ZM166 68H167V67H166ZM247 68H248V67H247ZM249 68H250V67H249ZM249 68H248V69H249ZM263 68H264V67H263ZM50 69H53V67L50 68ZM58 69H59V68H58ZM85 69H86V67H85ZM110 69H111V68H110ZM117 69L120 71L119 68H115V70H117ZM147 69L149 70L148 67H147ZM168 69H170V68H168ZM214 69H215V67H214ZM219 69H220V68H219ZM226 69H227V67H226ZM250 69L252 70V67H251ZM253 69H254V68H253ZM260 69H261V68H260ZM260 69H258V70H260ZM27 70H28V69H27ZM27 70H26V71H27ZM33 70L36 71L35 68H34ZM102 70H103V69H102ZM102 70H99V72L101 71V75H102V72H103ZM112 70H113V69H112ZM140 70H142V72L144 71V69H142V68H140ZM156 70H157V69H156ZM156 70H155V71H156ZM217 70H218V69H217ZM220 70H221V69H220ZM110 71H111V70H110ZM121 71H122V70H121ZM121 71H120V72H121ZM123 71H124L125 73L128 72V71H126V70H123ZM123 71H122V72H123ZM134 71H135V70H133L132 73H134ZM137 71H138V70H137ZM137 71H136L135 73H137ZM166 71H167V70H166ZM234 71H235V70H234ZM239 71H240V70H239ZM37 72H38V71H37ZM55 72H56V69H55ZM58 72H60V71L58 70ZM58 72H57V73H58ZM87 72H88V70H87ZM93 72H94V71H93ZM93 72H92V73H93ZM120 72H118V73H120ZM129 72H130V71H129ZM215 72H216V71H215ZM223 72H224V71H223ZM259 72H262V71L260 70ZM259 72L257 71V73H259ZM10 73H11V72H10ZM97 73H98V72H97ZM146 73H147V71H146ZM191 73H192V72H191ZM54 74H55V73H54ZM61 74H63V73H61ZM99 74H100V73H99ZM103 74H105V73L103 72ZM120 74H121V73H120ZM120 74H119V75H120ZM123 74H124V73H123ZM138 74H139V73H138ZM138 74L133 75V74H128V73H127V74H124L123 76H124V79H125V77H127V75H131L129 78H131V77H133V76H136V78H137V77L140 76L142 73H140L139 75H138ZM143 74H145V71H144ZM149 74H150V73H149ZM10 75H11V74H10ZM47 75H48V74H47ZM55 75H56V74H55ZM57 75H58V74H57ZM59 75H60V73H59ZM59 75H58V76H59ZM87 75H88V74H87ZM97 75H98V74H97ZM154 75H155V73H154ZM216 75H218V73H217ZM238 75H239V73L237 74V76H238ZM256 75H259V74H256ZM256 75H255V76H256ZM25 76H26V75H25ZM63 76H64V75H63ZM90 76H92L91 73H90ZM104 76H105V75H104ZM116 76H117V74H116ZM123 76H122L121 78H123ZM146 76H147V75H146ZM43 77H44V76H43ZM54 77H55V76H54ZM60 77L63 78L61 75H60ZM113 77H114V76H113ZM113 77H112V78H113ZM141 77H142V75H141ZM156 77H157V76H156ZM214 77H215V76H214ZM0 78H2V77L0 76ZM24 78H25V77H24ZM56 78H57V77H56ZM58 78H59V77H58ZM58 78H57V79H58ZM71 78H72V77H71ZM93 78H94V77H93ZM93 78L90 77V79H93ZM96 78H97V80H96V81H97V84H98L99 81L103 83V81H102L101 79H103L104 77H103V78H100V80L98 79V76H97ZM119 78H120V77H119ZM139 78H140V77H139ZM139 78H138V79H139ZM154 78H155V77H154ZM251 78H252V77H251ZM255 78H256V77H255ZM263 78H264V77H263ZM25 79H26V78H25ZM44 79H45V78H44ZM52 79H53V78H52ZM63 79H65V76H64ZM66 79H67V77H66ZM66 79H65V81H66ZM90 79H89V80H90ZM132 79H134V81H133ZM132 79L129 80V82H130V81H133V82L135 83V82H136V79H135V78H132ZM142 79H145V80L147 81V79H146L145 77L142 78ZM253 79H254V78H253ZM27 80H28V79H27ZM46 80H47V77H46ZM58 80H59V79H58ZM60 80H62V79H60ZM98 80H99V81H98ZM109 80H110V79H109ZM111 80H113V79H111ZM157 80H158V79H157ZM62 81H63V80H62ZM62 81H61V82H62ZM75 81H76V80H75ZM93 81H94V80H93ZM93 81L91 80L92 83H93ZM106 81H108V80H106ZM139 81H140V80H139ZM247 81H248V80H247ZM249 81H250V79H249ZM251 81H252V80H251ZM56 82H58V81H56ZM56 82H55V83H56ZM61 82H60V83H61ZM91 82H90V84H91ZM104 82H105V81H104ZM109 82H110V81H108V83H109ZM118 82H119V81H118ZM147 82H148V81H147ZM155 82H156V81H155ZM157 82H158V81H157ZM157 82H156V85H160V84H161V82H160V84H159V82H158V83H157ZM254 82H255V81H254ZM257 82H258V80H257ZM257 82H256V83H257ZM55 83H54V85H56ZM58 83H59V82H58ZM74 83H75V82H74ZM102 83H100V84H102ZM115 83H116V82H115ZM127 83H128V80H127ZM134 83H133V84H134ZM229 83H230V81H229ZM245 83H246V82H245ZM248 83H249V82H248ZM256 83H255V84H256ZM61 84H62V83H61ZM65 84H66V83H65ZM112 84H113V83H111V85H112ZM117 84H118V83H117ZM119 84H121V82H119ZM129 84H130V83H129ZM246 84H247V83H246ZM252 84H253V83H252ZM76 85H77V83H76ZM93 85H95V83H93ZM105 85H106V83H105ZM107 85H108V84H107ZM135 85H136V84H135ZM144 85H145V84H143V86H144ZM148 85H151V84H148ZM154 85H155V84H154ZM156 85H155V86H156ZM163 85H164V84H163ZM193 85H195V84H193ZM222 85H224V84H222ZM230 85H231V84H230ZM89 86H90V85H89ZM98 86H100V85H98ZM101 86H102V85H101ZM101 86H100V87H101ZM119 86H120V85H119ZM119 86H117V87H119ZM140 86H142V85L140 84ZM146 86H147V85H146ZM152 86H153V85H152ZM164 86H165V85H164ZM70 87H71V86H70ZM100 87H99V88H100ZM102 87H103V86H102ZM110 87H112V86H110ZM110 87H109V88H110ZM114 87H115V86H114ZM127 87H128V85H127ZM132 87L135 88V86H133V85H132ZM149 87H150V86H149ZM157 87H159V86H157ZM157 87H156V89H157L158 91L156 90V92H157V93L159 92V93H158V95H159L160 92H163V91H162L163 88L160 89V91H159V89H158ZM188 87H189V86H188ZM246 87H247V86H246ZM29 88H30V87H29ZM43 88H44V87H43ZM95 88H96V85H95ZM112 88H113V87H112ZM152 88H153V87H152ZM221 88H223V87H221ZM66 89H67V88H66ZM106 89H107V88H106ZM128 89H130V87H129ZM131 89H132V88H131ZM135 89H136V88H135ZM138 89H140V88L138 87ZM164 89H165L164 91L167 92V90H166L165 87H164ZM11 90H12V89H11ZM69 90H70V88H69ZM133 90H134V89H133ZM141 90H143V89H141ZM222 90H223V89H222ZM67 91H68V90H67ZM74 91H76V90H74ZM109 91H110V89H109ZM119 91H120V90H119ZM131 91H132V90H131ZM154 91H155V90H154ZM223 91H224V90H223ZM223 91H222V92H223ZM1 92H2V91H1ZM14 92H15V91H14ZM52 92H53V90H52ZM70 92L73 93V91H71V90H70ZM70 92H69V93H70ZM93 92H95V91L93 90ZM166 92H165V93H166ZM171 92H172V90H171ZM176 92H177V91H176ZM15 93H16V92H15ZM49 93H50V92H49ZM74 93H75V92H74ZM157 93H156V95H157ZM165 93H162V94L165 95ZM46 94H48V93H46ZM70 94H71V93H70ZM75 94H76V93H75ZM101 94H102V93H101ZM104 94H105V93H103L102 96L100 95V98H103V95H104ZM132 94H133V93H132ZM176 94H177V93H176ZM176 94H175V95H176ZM247 94H248V93H247ZM250 94H251V93H250ZM54 95H55V94H54ZM68 95H69V94H68ZM72 95H73V94H71V96H72ZM95 95H96V94H95ZM109 95H110V94H109ZM254 95H255V94H254ZM14 96H17V95H14ZM60 96H61V95H60ZM69 96H70V95H69ZM71 96H70V97H71ZM73 96H74V95H73ZM105 96H106V95H105ZM105 96H104V97H105ZM177 96H178V95H177ZM55 97H56V96H55ZM55 97H54V98H55ZM156 97H159V96H156ZM194 97H195V96H194ZM225 97H226V96H225ZM248 97H249V96H248ZM254 97H255V96H254ZM58 98H59V97H58ZM111 98H112V96H111ZM111 98H110V99L108 98V99L111 100ZM176 98H177V97H176ZM184 98H185V96H184ZM189 98H190V97H189ZM61 99H62V98H61ZM67 99H68V98H67ZM70 99H72V101H73L75 98L73 99V97H72V98H69V100H70ZM86 99H87V98H86ZM113 99H114V98H113ZM116 99L118 100L119 98H116ZM116 99H114V102H115V104H117V107H118L119 102L116 103V102H117V101H115ZM122 99H123V97H121L120 100H122ZM195 99L197 100L198 97L195 98ZM210 99H212V97H211ZM223 99H225V98H223ZM22 100H23V99H22ZM30 100H31V99H30ZM82 100H83V99H82ZM82 100H81V101H82ZM103 100H104L103 102H105V101L108 102V101H109V100H107V97H105V99H103ZM159 100H160V99H159ZM159 100H158V101H159ZM193 100H194V99L192 98L191 101H193ZM196 100H194V101L192 102V105H193V106H194V103H196V102L198 101V100H197V101H196ZM212 100H213V99H212ZM212 100H210V101H212ZM263 100H264V99H263ZM50 101H51V100H50ZM62 101H63V100H62ZM74 101H75V100H74ZM88 101H91V100L89 99ZM118 101H119V100H118ZM134 101H135V100H134ZM186 101H187V98H186ZM191 101H190V103H191ZM195 101H196V102H195ZM199 101H200V100H199ZM214 101L216 102L215 99H214ZM224 101H225V100H224ZM20 102H21V100L19 101V103H20ZM94 102H95V101H94ZM101 102H102V101H101ZM114 102H110V103H114ZM187 102H188V101H187ZM217 102H218V101H217ZM221 102H222V101H221ZM33 103H34V102H33ZM70 103H71V102L68 103L69 106L71 105ZM77 103H78V102H77ZM97 103H98V102H97ZM97 103H96V104H97ZM133 103H134V102H132L131 104H132V106L134 107V105H136L137 103H136V104L134 103V105H133ZM156 103H157V102H156ZM184 103H185V102H184ZM197 103H198V102H197ZM2 104H3V103H2ZM85 104H87V103H85ZM91 104H92V103H91ZM103 104H104V103H103ZM108 104H109V102H108ZM121 104H122L121 107L123 108V103H121ZM215 104H216V103H215ZM215 104H214V105H215ZM33 105H35V103H34ZM75 105H76V104H75ZM75 105H74V106H75ZM98 105H99V104H98ZM156 105H157V104H156ZM156 105H155V106H156ZM187 105H188V104H187ZM231 105H232V104H231ZM246 105H248V104H246ZM21 106H22V105H21ZM104 106H105V105H102V107H104ZM106 106H107V105H106ZM112 106H113V105H112ZM115 106H116V105H115ZM130 106H131V105H130ZM132 106H131V108H133ZM185 106H186V105H185ZM196 106H198V109H199V105L196 104ZM206 106H207V104H206ZM250 106H251V105H250ZM19 107H20V106H19ZM82 107H85V106L83 105ZM91 107H93V106H91ZM107 107H108V106H107ZM107 107H106V108H107ZM109 107L111 108V105H109ZM151 107H152V106H151ZM183 107H184V106H183ZM188 107H189V105H188ZM201 107H202V106H201ZM201 107H200V108H201ZM204 107H205V106H204ZM211 107H212V106H211ZM211 107H209V108H211ZM214 107H215V106H214ZM214 107H213V108H214ZM216 107H217V106H216ZM256 107H257V106H256ZM57 108H58V107H57ZM78 108H79V107H78ZM87 108H88V106H87ZM131 108H130V109H131ZM136 108H137V109H135V110H138L139 106H137ZM153 108H154V107H153ZM184 108H185V107H184ZM251 108H252V110H254V109H253L254 107L251 106ZM20 109L22 110V108H20ZM20 109H19V111H20ZM35 109H36V108H35ZM37 109H38V108H37ZM39 109H40V108H39ZM73 109H74V108H73ZM73 109H72V110H73ZM88 109H89V108H88ZM98 109H99V107H98ZM98 109H97V110H98ZM119 109H120V108H119ZM202 109H203V108H202ZM202 109H201V111H202ZM221 109H222V108H221ZM76 110H77V109H76ZM108 110H109V108H108ZM114 110H115V109H114ZM121 110H122V109H121ZM139 110H140V109H139ZM184 110H185V109H184ZM187 110H188V109H187ZM233 110H234V108H233ZM233 110H232V111H233ZM23 111H25L24 113L27 112L26 110H23ZM53 111H54V110H53ZM57 111H58V110H57ZM94 111H96V110H93V113H94V115H95L96 113H95ZM110 111H111V109L109 110V113H110ZM125 111H126V110H125ZM161 111H162V110H161ZM232 111H231V112H232ZM249 111H250V110H249ZM37 112H38V111H37ZM55 112H56V111H55ZM90 112H91V111H89L88 114H89ZM98 112H100V110H99ZM128 112L130 113L131 111L128 110ZM153 112H155V110H153ZM183 112H184V111H183ZM208 112H211V111L208 110ZM224 112H225V111H224ZM20 113H21V112H20ZM28 113H29V112H27V114H28ZM38 113H39V112H38ZM100 113H101V112H100ZM112 113H113V112H112ZM137 113H138V112H137ZM139 113H140V111H139ZM199 113H200V112H199ZM214 113H215V112H214ZM228 113H229V112H228ZM235 113H236V112H235ZM257 113H258V112H257ZM21 114H22V113H21ZM39 114H40V113H39ZM90 114H92V113H90ZM98 114H99V113H98ZM120 114H121V113H120ZM122 114H123V113H122ZM122 114H121V115H122ZM162 114H163V113H162ZM180 114H181V113H180ZM201 114H202V113H201ZM201 114H200V115H201ZM209 114H210V113H209ZM40 115H41V114H40ZM44 115H45V114H44ZM96 115H97V114H96ZM96 115H95V116H96ZM109 115H111V114H109ZM112 115H113V114H112ZM123 115H125V112H124ZM128 115H129V114H128ZM137 115H138V114H137ZM173 115H174V114H173ZM255 115H256V114H255ZM95 116H94V117H95ZM98 116H99V115H98ZM100 116H101V114H100ZM100 116L98 117V119L100 118ZM158 116H159V115H158ZM158 116L156 115V117H158ZM174 116H175V115H174ZM202 116H203V115H202ZM209 116H210V115H209ZM209 116H208V117H209ZM25 117H26V115H25ZM32 117H33V116H32ZM116 117H117V116H116ZM119 117H120V116H119ZM129 117H131V116L129 115L128 117H126V118H128V119H126V120H131V119H129ZM159 117H160V116H159ZM159 117L156 118V119L159 120ZM165 117H166V116H165ZM177 117H178V116H177ZM86 118H87V117H86ZM86 118H85V119H86ZM121 118H122V117H121ZM121 118H119V119H121ZM123 118H125V117H123ZM138 118H139V117H138ZM160 118H161V117H160ZM200 118H201V117H200ZM200 118H199V119H200ZM203 118H204V117H203ZM203 118H202V119H203ZM30 119H31V118H30ZM50 119H51V118H50ZM50 119H49V120H50ZM115 119H116V118H115ZM139 119H140V118H139ZM178 119H179V118H177L176 120H178ZM206 119H207V118H206ZM210 119H211V118H210ZM263 119H264V118H263ZM78 120H79V119H78ZM86 120H87V119H86ZM122 120H123V119H122ZM122 120H121V121H122ZM132 120H133V118H132ZM132 120H131V121H132ZM135 120H136V123H137V119H136V118H135ZM140 120H141V119H140ZM161 120H162V118H161ZM161 120H159V121H160V122H159L160 124H162L161 122H163L165 119H164L163 121H161ZM173 120H174V119H173ZM51 121H52V120H51ZM104 121H106V120H104ZM165 121H166V120H165ZM181 121H182V120H181ZM183 121H184V120H183ZM204 121H205V120H204ZM209 121H211V120H209ZM29 122H30V121H29ZM46 122H47V121H46ZM177 122H178V121H177ZM200 122H201V121H200ZM206 122H207V121H206ZM206 122H204V123L206 124ZM212 122H213V120H212ZM31 123H32V120H31ZM41 123H42V122H41ZM106 123H107V122H105V124H106ZM131 123H132V122H131ZM133 123H134V122H133ZM159 123H158V124H159ZM169 123H170V122H169ZM169 123H168V124H169ZM183 123H184V122H183ZM183 123H182V124H183ZM202 123H203V122H202ZM47 124H48V123H47ZM129 124H130V122H129ZM151 124L153 125V123H151ZM154 124H155V122H154ZM168 124H166V125H168ZM174 124H176V122H175ZM184 124H185V123H184ZM205 124H204L203 126H205ZM208 124H209V123H208ZM208 124H207V125H208ZM216 124H217V123H216ZM231 124H232V123H231ZM28 125H29V123H28ZM28 125H27V126H28ZM55 125H56V124H55ZM106 125H107V124H106ZM108 125H109V124H108ZM164 125H165V124H164ZM164 125H163V126H164ZM179 125H180V123L177 124V125H175V127H176V128H179V127H178ZM210 125H211V124H210ZM233 125H234V124H233ZM233 125H232V127H233ZM235 125L237 126L238 124H235ZM30 126H31V124H30ZM48 126H49V125H48ZM103 126H104V125H103ZM109 126H110V125H109ZM111 126H112V125H111ZM143 126H144V125H143ZM149 126H150V125H148V126H144V127H148V128H150ZM193 126H194V125H193ZM201 126H202V125H201ZM243 126H245V125H243ZM246 126H247V125H246ZM53 127H54V126H53ZM85 127H86V126H85ZM106 127H107V126H106ZM139 127H140V126H139ZM144 127H142V128H144ZM157 127H158V126H157ZM180 127H181V126H180ZM182 127H183V126H182ZM215 127H216V126H215ZM238 127H239V125L237 126V128H238ZM30 128H31V127H30ZM55 128H56V127H55ZM159 128H160V127H159ZM202 128H203V127H202ZM202 128H200V130H201ZM206 128L208 129L209 127H206ZM257 128H258V127H257ZM257 128H256V129H257ZM24 129H25V128H24ZM28 129H29V127H28ZM70 129H71V128H70ZM85 129H86V128H85ZM138 129H139V128H138ZM138 129H137V130H138ZM145 129H146V128H145ZM157 129H158V128H156V130H157ZM179 129H180V128H179ZM181 129H182V128H181ZM207 129H206V130H207ZM261 129H262V128H261ZM263 129H264V128H263ZM20 130H21V129H20ZM50 130H51V129H50ZM62 130H63V129H62ZM64 130H65V129H64ZM143 130H144V129H143ZM149 130H150V129H149ZM170 130H171V129H170ZM170 130H169V131H170ZM197 130H198V129H197ZM225 130H226V129H225ZM32 131H33V129H32ZM65 131H66V130H65ZM140 131H142V130H140ZM140 131H139V132H140ZM147 131H148V130H147ZM152 131H153V130H152ZM154 131H155V130H154ZM236 131L239 132V131H241V130H237V129H236ZM255 131H256V130L254 129V132H255ZM28 132H29V131H28ZM68 132H69V131H68ZM84 132H85V131H84ZM120 132H121V131H120ZM139 132H137L138 136H140ZM167 132H168V131H167ZM170 132H171V131H170ZM179 132H180V131H179ZM179 132H178V133H179ZM195 132H197V131H195ZM201 132H202V131H201ZM206 132H207V131H206ZM222 132H223V131H221V133H222ZM224 132L226 133V131H224ZM257 132H258V130H257ZM31 133H32V132H31ZM35 133H36V131H35ZM102 133H103V132H102ZM112 133H113V132H112ZM156 133H157V132H156ZM228 133H229V134H228ZM230 133H232V132L230 131V132H227L226 134H228V135L230 136ZM233 133L235 134V132H233ZM22 134H23V133H22ZM28 134H29V133H28ZM105 134H106V133H105ZM105 134H104V135H105ZM119 134H120V133H119ZM119 134H118V135H119ZM143 134H144V133H143ZM199 134H200V132H199ZM208 134H209V136H210V132H209ZM218 134H220V132H219ZM222 134H223V133H222ZM243 134H244V133H243ZM62 135H63V134H62ZM65 135H66V134H65ZM113 135H114V134H113ZM120 135H121V134H120ZM135 135H136V133H135ZM197 135H198V134H197ZM240 135H241V134H240ZM240 135H239V136H240ZM30 136H31V135H30ZM34 136H36V134H35ZM54 136H55V134H54ZM58 136H59V135H58ZM60 136H61V135H60ZM123 136H124V135H123ZM123 136H122V137H123ZM146 136H147V135H146ZM167 136H169V134H168ZM167 136H166V137H167ZM173 136L175 137L176 135H172V137H173ZM204 136H205V135H204ZM211 136H212V135H211ZM211 136H210V137H211ZM36 137H37V136H36ZM40 137H41V135H40ZM40 137H39V138H40ZM55 137H56V136H55ZM101 137H102V136H101ZM101 137H100V138H101ZM118 137H120V136H118ZM140 137H142V136H140ZM174 137H173V138H174ZM189 137H190V136H189ZM198 137L201 138L202 135H201V136H198ZM207 137H208V136H207ZM216 137H219V136H216ZM231 137H232V136H231ZM235 137H237L236 134H235ZM240 137H241V136H240ZM244 137H246V135H245ZM253 137H254V136H253ZM37 138H38V137H37ZM56 138H57V137H56ZM104 138H105V137H104ZM142 138H146V137H142ZM158 138H159V136H158ZM158 138H157V139H158ZM208 138H209V137H208ZM225 138H226V135H225ZM228 138H229V137H228ZM31 139H32V137H31ZM139 139H140V138H139ZM146 139H147V138H146ZM159 139H160V138H159ZM209 139H210V138H209ZM230 139H231V138H230ZM248 139H249V138H248ZM254 139H255V138H253V140H254ZM37 140H38V139H37ZM60 140H61V139H60ZM60 140H59V141H60ZM117 140H118V139H117ZM134 140H135V139H133V141H134ZM140 140L143 141L142 139H140ZM140 140H139V141H140ZM190 140H191V139H190ZM204 140H205V139H203V141H204ZM213 140H216V139H213ZM213 140H212V138H211V141H209V142L211 143ZM250 140H251V139H250ZM250 140H249V141H250ZM258 140H259V139H258ZM11 141H14V143L16 142L14 139L11 140ZM38 141H39V140H38ZM53 141H54V140H53ZM57 141H58V140H57ZM57 141H56V142H57ZM68 141H70V140L68 139ZM118 141H119V140H118ZM118 141H117V142H118ZM141 141H140V143H145V141H143V142H141ZM1 142H2V141H1ZM39 142H40V141H39ZM46 142H47V141H46ZM62 142H63V141H62ZM117 142H115V143L117 144ZM137 142H138V141H137ZM146 142H147V141H146ZM176 142H177V141H176ZM192 142H193V141H192ZM196 142H197V141H196ZM204 142H205V141H204ZM214 142H215V141H214ZM231 142H232V141L230 140L229 143H231ZM250 142H251V141H250ZM250 142H249V143H250ZM255 142H257V140H256ZM18 143H19V142H18ZM21 143H23V142L21 141ZM24 143H25V142H24ZM35 143H36V142H35ZM37 143H38V142H37ZM115 143H114V144H115ZM156 143H157V145H158V142H157V141H156ZM198 143H199V142H198ZM205 143H206V142H205ZM210 143H209V144H210ZM220 143H221V142H220ZM245 143H247L246 145L249 144L248 142H245ZM1 144H2V143H1ZM112 144H113V143H112ZM137 144H138V143H137ZM179 144H180V143H179ZM251 144H252V143H250L249 147L251 146ZM253 144L256 145V143H254V142H253ZM253 144H252V145H253ZM17 145L19 146L20 144H17ZM34 145H35V144H34ZM60 145H61V144H60ZM68 145H70V144H68ZM118 145H119V146H118ZM118 145H117V146L115 145L116 147H115V146H114V147H115V148L120 147L121 143H120V144L118 143ZM135 145H136V144H135ZM143 145H144V144H143ZM167 145H168V143H167ZM167 145H166V146H167ZM201 145H202V144H201ZM213 145H214V144H213ZM213 145H212V146H213ZM236 145H238V144H236ZM14 146H15V145H14ZM24 146H25V145H24ZM38 146H39V145H37V147H38ZM46 146H47V145H46ZM104 146H105V144H104ZM140 146H141V145H140ZM144 146H145V145H144ZM144 146H143V147H144ZM146 146H148V145H146ZM158 146H160V145H158ZM158 146H155V147L157 148ZM175 146H176V145H175ZM203 146H204V144H203ZM209 146H211V145H209ZM229 146H230V145L227 144V146H226L227 148H226L225 150H227ZM253 146H254V145H253ZM12 147H13V146H12ZM15 147H16V146H15ZM15 147H13V148H15ZM19 147H20V146H19ZM47 147H48V146H47ZM58 147H59V146H58ZM60 147H61V146H60ZM69 147H70V146H69ZM123 147H124V146H123ZM133 147H134V146H133ZM214 147H215V146H214ZM214 147H212V148H214ZM217 147H218V145H217ZM235 147H237V146H235ZM241 147H242V146H241ZM245 147H246V146H245ZM251 147H252V146H251ZM254 147H255V146H254ZM254 147H253V148H254ZM257 147H258V145H257ZM13 148H12V150H14ZM67 148H68V146H67ZM102 148H103V147H102ZM112 148H113V147H112ZM112 148H111V149H112ZM115 148H114V149H115ZM128 148H129V146H128ZM141 148H142V147H141ZM141 148H140V149H141ZM150 148H151V146L148 147V148L146 147V150H147V149L149 150ZM158 148L160 149L161 147H158ZM164 148L166 149V147H164ZM195 148L197 149V147H195ZM198 148L200 149V148H202V147H198ZM203 148H204V147H203ZM206 148H207V146H206ZM219 148H220V147H219ZM223 148H224V147H223ZM231 148H232V147H231ZM231 148H230V149H231ZM253 148L251 149V151H258V153H260V152H259L260 150H258L256 147H255L254 149H253ZM1 149H2V148H1ZM16 149H17V147H16ZM21 149H22V147H21ZM45 149H46V148H45ZM63 149H66V148L63 147ZM104 149H106V146H105ZM109 149H110V148H109ZM111 149H110V150H111ZM130 149H131V148H130ZM143 149H144V148H143ZM153 149L155 150V148H153ZM159 149H156L155 151L158 150V152H159ZM167 149H168V148H167ZM189 149L191 150V148H189ZM199 149H198V150H199ZM245 149H246V148H245ZM248 149H250V148L247 147V150H248ZM255 149H257V150H255ZM31 150H32V148H31ZM42 150H43V149H42ZM58 150H59V149H58ZM107 150H108V148H107ZM144 150H145V149H144ZM144 150H143V152H144ZM176 150H177V149H176ZM194 150H195V149H194ZM198 150H195V151L197 152ZM201 150H202V149H200V151H201ZM205 150H206V149H205ZM215 150H216V149H215ZM231 150H233V149H231ZM236 150H237V149H236ZM236 150H235V151H236ZM21 151H23V149H22ZM28 151H29V150H28ZM46 151H47V150H46ZM51 151H52V150H51ZM59 151L61 152L62 150H59ZM170 151H171V150H170ZM170 151H169V152H170ZM178 151H180L179 148H178ZM48 152H49V151H48ZM60 152H59V153H60ZM62 152H64V150H63ZM62 152H61V153H62ZM110 152H111V151H110ZM148 152H149V151H148ZM190 152H191V151H190ZM201 152H202V151H201ZM213 152H214V151H212L211 154H213ZM217 152H218V151H217ZM217 152H216V154H217ZM226 152H227V151H226ZM65 153H66V152H65ZM153 153H155V152H153ZM175 153H176V152H175ZM194 153H195V152H194ZM194 153H191V155H193ZM197 153H198V152H197ZM204 153H205V152H204ZM47 154H49V153H47ZM143 154H144V153H143ZM164 154L167 155L166 153H164ZM172 154L174 155V153H172ZM172 154H169V156L172 155ZM189 154H190V153H188L187 156H189ZM202 154H203V153H202ZM216 154H215V155H216ZM21 155H23V154H21ZM24 155H30V154H24ZM50 155H51V154H50ZM62 155H63V157H64L65 154H61V157H62ZM72 155H73V154H72ZM75 155H76V154H75ZM99 155H100V154H99ZM145 155H147V154H145ZM159 155H160V153H159ZM176 155H177V153L175 154V156H176ZM218 155H219V154H218ZM223 155H224V158H223V159H225V156H227L228 153H227V155H225V152H224ZM234 155H235V153H234ZM236 155H238V154H237V151H236ZM255 155H256V154H255ZM258 155H259V154H258ZM46 156H47V155H46ZM65 156H66V155H65ZM77 156H78V154H77ZM151 156H152V154H151ZM155 156H156V154H155ZM157 156H158V154H157ZM163 156H164V155H163ZM167 156H168V155H167ZM187 156H186V159L188 158ZM193 156H194V155H193ZM212 156H213V155H212ZM219 156H220V155H219ZM51 157H52V156H51ZM145 157H146V156H145ZM164 157H165V156H164ZM177 157H179V156H177ZM209 157H210V156H209ZM217 157H218V156H217ZM222 157H223V156H222ZM228 157H231V155H229ZM232 157H233V156H232ZM250 157H252V156H250ZM21 158H22V156H21ZM35 158H38V157H35ZM153 158H154V157H153ZM165 158H169V157H165ZM200 158H201V157H199V159H200ZM214 158H215V157H214ZM220 158H221V157H220ZM256 158L258 159V157H256ZM17 159H18V158H17ZM38 159H39V158H38ZM40 159H41V158H40ZM48 159H49V157H48ZM53 159H54V158H53ZM71 159H72V158H71ZM79 159H80V158H79ZM146 159H147V157H146ZM175 159H176V157H175ZM175 159H174V160H175ZM191 159H192V158H191ZM205 159H208V157L205 158ZM223 159H222V160H223ZM252 159H253V158H252ZM28 160H30V159H28ZM42 160H43V159H42ZM102 160H103V159H102ZM117 160H118V159H116V161H117ZM148 160H149V159H148ZM159 160H160V159H159ZM159 160H158V161H159ZM164 160H165V159H164ZM176 160H177V159H176ZM195 160H196V159H195ZM203 160H204V159H203ZM210 160H211V158H210ZM210 160H209V161H210ZM234 160H235V159H234ZM48 161H49V160H48ZM71 161H72V160H71ZM103 161H104V160H103ZM103 161H102V162H103ZM118 161H119V160H118ZM118 161H117V163H118ZM160 161H162V160H160ZM207 161H208V160H207ZM212 161H213V159H212ZM214 161H215V160H214ZM249 161H250V159H249ZM249 161H247V162H249ZM41 162H42V161H41ZM227 162H228V160H227ZM252 162L254 163V161H252ZM35 163H36V162L34 161V163H33V164H34V168H35V166H36V164H37V163H36V164H35ZM51 163H52V161H51ZM109 163H110V162H108V163L106 162V164H109ZM115 163H116V162H115ZM126 163H127V162H126ZM148 163H149V162H148ZM154 163H155V162L152 163L153 166H154ZM157 163H158V162H157ZM157 163H156V164H157ZM161 163H162L161 165H163V166H164V164L166 165V163H164V164H163V162H161ZM222 163H223V162H222ZM228 163H229V162H228ZM228 163H227V164H228ZM230 163H231V161H230ZM0 164H1V163H0ZM44 164H45V162H44ZM56 164H57V163H56ZM110 164H112V163H110ZM119 164H121V163L119 162ZM127 164H128V163H127ZM156 164H155V166H156ZM158 164H160V162H159ZM244 164H246V163H244ZM261 164H262V163H260V165H261ZM2 165H3V164H2ZM70 165H71V164H70ZM73 165H75V164H73ZM76 165H77V163H76ZM89 165H91V164H89ZM161 165H160V167H161ZM247 165H248V164H246L245 166H247ZM256 165L260 166L259 164H256ZM262 165H263V169H264V163H263ZM79 166H80V165L78 164V167H79ZM115 166H116V165H115ZM120 166H121V165H120ZM120 166H119V167H120ZM148 166H149V165H148ZM230 166H232V165H230ZM238 166H239V165H238ZM253 166H254V165H253ZM41 167H43V165H42ZM75 167H76V166H75ZM78 167H77V168H78ZM109 167H110V166H109ZM127 167H128V166H127ZM157 167H158V165H157ZM251 167H252V166H251ZM251 167H250V169H251ZM256 167H257V166H256ZM3 168H4V167H3ZM43 168H45V167H43ZM43 168H42L41 170H44ZM69 168H70V167H69ZM77 168H76V169H77ZM111 168H112V165H111ZM113 168H114V167H113ZM148 168H149V167H148ZM23 169H24V168H23ZM101 169H102V168H101ZM101 169H100V170H101ZM120 169H121V168H120ZM146 169H147V168H146ZM197 169H198V168H197ZM232 169H233V168H232ZM250 169H249V172L252 171V169H251V170H250ZM253 169H254V168H253ZM32 170H33V169H32ZM45 170H46V169H45ZM93 170L95 171V169H93ZM93 170H92V172H93ZM96 170H97V169H96ZM100 170H99V171H100ZM104 170H105V169H104ZM111 170H112V169H111ZM122 170H123V169H122ZM215 170H216V169H215ZM240 170H241V169H240ZM245 170H246V169H245ZM260 170H261V169H260ZM5 171H6V170H5ZM5 171H4V172H5ZM23 171H24V170H23ZM78 171H79V170H78ZM109 171H110V170H109ZM114 171H115V170H114ZM144 171H145V169H144ZM217 171H219V169H217ZM8 172H9V169H8ZM41 172H43V171H41ZM46 172H47V171H46ZM68 172H69V171H68ZM102 172H103V171H102ZM110 172H112V171H110ZM214 172H216V171H214ZM21 173H22V172H21ZM36 173H37V172H36ZM39 173H40V172H38L37 174H39ZM83 173H84V172H83ZM99 173H101V172H99ZM99 173H98V175H99ZM112 173H113V172H112ZM210 173H211V172H210ZM219 173H220V172H219ZM3 174H4V176L6 177L5 173H3ZM3 174H2V175H3ZM6 174H7V173H6ZM37 174H36V175H37ZM43 174H44V173H43ZM46 174H48V173H46ZM91 174L93 175V173H91ZM211 174H213V173H211ZM216 174H217V172H216ZM216 174H215V175H216ZM242 174H243V173H242ZM252 174H253V173H252ZM252 174H251V175H252ZM263 174H264V172H263ZM49 175H50V174H49ZM92 175H91V176H92ZM123 175H124V174H123ZM17 176H18V175H17ZM21 176H23V174H22ZM25 176H26V175H25ZM61 176H62V175H61ZM68 176H69V175H68ZM71 176H74V175H71ZM93 176H94V175H93ZM117 176H118V175H117ZM117 176H116V178H117ZM216 176H217V175H216ZM233 176H234V175H233ZM23 177H24V176H23ZM40 177H41V176H40ZM62 177H63V176H62ZM65 177H66V176H65ZM65 177H63V179H62V178L59 176V178L62 179V180L60 179L61 181H64V180H65ZM110 177H112V176H110ZM110 177H109V178H110ZM124 177H125V175H124ZM207 177H210V174H209V176H207ZM212 177H214V176H212ZM257 177H259V176H257ZM15 178H17V177H15ZM27 178H28V177H26V179H27ZM82 178H83V175H82ZM85 178H86V176H85ZM87 178H88V177H87ZM94 178H97V177H94ZM116 178H115V179H116ZM214 178H216V177H214ZM24 179H25V178H24ZM39 179H40V178H38V180H39ZM42 179H43V178H42ZM53 179H54V178H53ZM57 179H58V178H57ZM57 179H56V180H57ZM79 179H80V177H79ZM97 179H98V181H99V176H98ZM105 179H106V178H105ZM105 179H104V180H105ZM117 179H118V178H117ZM210 179H211V177L209 178V181H210ZM243 179H244V177H243ZM58 180H59V179H58ZM70 180H71V179H70ZM70 180H69V181H70ZM94 180H95V179H94ZM118 180H119V179H118ZM141 180H142V179H141ZM143 180H144V179H143ZM249 180H250V179H249ZM6 181H7V180H6ZM77 181H78V180H77ZM91 181H92V180H91ZM115 181H116V180H115ZM27 182H29V181H27ZM79 182H80V181H79ZM93 182H94V181H93ZM99 182H100V181H99ZM99 182H98L97 185H99V186H98L99 188H102V187H100L101 184H99ZM117 182H118V181H117ZM117 182H116V183H117ZM140 182H141V181H140ZM211 182H212V181H211ZM211 182H210V183H211ZM245 182H246V180H245ZM250 182H251V180H250ZM250 182H248V183H250ZM253 182H255V181H253ZM57 183H58V181H57ZM71 183H73V184H71V185H73L72 187H75L74 182H73L72 180H71ZM100 183H101V182H100ZM116 183H114V184H116ZM238 183H239V182H238ZM2 184H3V183H2ZM2 184H1V185H2ZM45 184H46V183H45ZM61 184H62V183H61ZM118 184L120 185V183H117V186H119ZM250 184H252V183H250ZM261 184H263V183H261ZM3 185H4V184H3ZM25 185H26V184H25ZM25 185H23V186L25 187ZM30 185L33 186L32 183H31ZM38 185H39V184H38ZM42 185H43V183H42ZM62 185H63V184H62ZM66 185H67V184H65V186H66ZM144 185H145V183H144ZM167 185H168V184H167ZM167 185H166V188H167ZM178 185H179V184H178ZM243 185H246V184L243 183ZM34 186H35V184H34ZM34 186H33V187H34ZM54 186H55V185H54ZM58 186H59V185H58ZM79 186H80V183H79ZM93 186H94V190H95V188H96L95 186H96V185H93ZM101 186H102V185H101ZM112 186H113V184H112ZM155 186H156V185H155ZM192 186H193V185H192ZM197 186H198V185H197ZM238 186H239V185H238ZM254 186H255V185H254ZM262 186H264V185H262ZM27 187H29V186L26 185V188H27ZM61 187H62V186H61ZM115 187H116V186L114 185V188H115ZM198 187H199V186H198ZM198 187H197V188H198ZM208 187H210V184H209ZM240 187H242L241 184H240ZM244 187H246V186H244ZM259 187H261V186L259 185ZM17 188H18V186H17ZM36 188H37V187H36ZM41 188H42V187H41ZM57 188H58V187H57ZM63 188H64V187H63ZM63 188H62V189H63ZM99 188H97V189H99ZM106 188H107V187H106ZM109 188H110V187L108 186L107 189H109ZM117 188H118V187H117ZM143 188H144V187H143ZM159 188H160V187H159ZM166 188H163V187H162V189H165V190H166ZM178 188H179V187H178ZM192 188H193V187H192ZM252 188H253V187H252ZM30 189H31V188H29L28 190H30ZM70 189H71L72 191L74 190V189L71 188V186H70ZM70 189H69V190H70ZM79 189H80V188H79ZM97 189H96V190H97ZM111 189H112V188H111ZM119 189H120V188H119ZM119 189H117V190L119 191ZM124 189H125V187H124ZM140 189H141V188H140ZM144 189H145V188H144ZM160 189H161V188H160ZM173 189H174V188H173ZM180 189H181V188H180ZM180 189H179L178 191H180ZM182 189H184V188H182ZM186 189H187V188H186ZM217 189H218V188H217ZM262 189L264 190V188H262ZM262 189L260 188V189L258 190V192H259V191L262 192V191H263ZM53 190H55V189H53ZM112 190H113V189H112ZM129 190L131 191V188H130ZM175 190H176V189H175ZM197 190H199V189H194L193 191H197ZM200 190H201V189H200ZM220 190H221V189H220ZM236 190H237V189H236ZM242 190H244V188H243ZM47 191H48V189H47ZM101 191H102V190H101ZM109 191H110V189H109ZM115 191H116V190H115ZM121 191H123V193H125L124 190H121ZM149 191H150V190H149ZM149 191H148V192H149ZM159 191H160V190H159ZM172 191H173V190H172ZM172 191H170V192H172ZM181 191H182V190H181ZM184 191H185V190H184ZM212 191H214V189H213ZM252 191H254V190H252ZM70 192H71V191H70ZM97 192H98V191H97ZM99 192H100V191H99ZM145 192H147V191H145ZM162 192H163V190H162ZM173 192H174V191H173ZM173 192H172V193H173ZM254 192H255V191H254ZM258 192H257V193H258ZM263 192H264V191H263ZM23 193H24V192H23ZM32 193H33V192H32ZM38 193H39V190H38ZM42 193H43V191H42ZM74 193L77 194V195L75 194L76 196L74 195V197L77 198V196H78V192H73V193H71V194H74ZM82 193H84V192H82ZM100 193H101V192H100ZM102 193H104V192H102ZM102 193H101V195L103 196ZM111 193H112V192H111ZM121 193H122V192H121ZM123 193H122V194H123ZM130 193H131V192H130ZM141 193H142V192H141ZM152 193H153V192H152ZM154 193H155V192H154ZM178 193H179V192H178ZM178 193H176V194H178ZM199 193H200V192H199ZM207 193H208V192H207ZM207 193H206V194H207ZM214 193H215V192H214ZM225 193H226V191H225ZM236 193H237V192H236ZM8 194H9V193H8ZM21 194H22V193H21ZM34 194H35V193H34ZM34 194H33V195H34ZM55 194L57 195V193H55ZM55 194H53V195H55ZM98 194H99V193H98ZM116 194H117V193H116ZM116 194H115V195H116ZM122 194H121L119 197H121ZM156 194H157V193H156ZM191 194H193V193H191ZM195 194L198 195L197 192H196ZM247 194H248V193H247ZM249 194H250V193H249ZM249 194H248V195H249ZM262 194H263V193H262ZM39 195H40V194H39ZM64 195L67 196L66 194H64ZM80 195H81V192H80ZM85 195H86V194H85ZM105 195H106V193H105ZM111 195H112V194H111ZM140 195H141V194H140ZM179 195H180V194H179ZM183 195L185 196V194H183ZM189 195H190V194H189ZM199 195H200V194H199ZM228 195H229V194H228ZM259 195H260V194H259ZM5 196H6V195H5ZM49 196H51V195H49ZM106 196H107V195H106ZM124 196H125V195H124ZM128 196H130V195L128 194ZM132 196H133V195H132ZM154 196H156V195H154ZM157 196H158V195H157ZM171 196H172V195H171ZM184 196H183V198H184ZM186 196H187V195H186ZM226 196H227V194H226ZM246 196H247V195H246ZM255 196H256V195H255ZM257 196H258V195H257ZM43 197H44V195H42V198H43ZM80 197H82V196H80ZM103 197H104V196H103ZM146 197H147V195H146ZM188 197H189V196H188ZM202 197H203V196H202ZM202 197H200V199H201ZM204 197H205V195H204ZM45 198H48V197H45ZM50 198H51V197H50ZM50 198H48V199H50ZM56 198H58V197L56 196ZM68 198H69V197H68ZM94 198H95V197H94ZM154 198H155V197H154ZM156 198H157V197H156ZM173 198H174V197H173ZM175 198H176V196H175ZM175 198H174V199H175ZM183 198L180 197V198H178V199H181V200H182ZM197 198H198V197H197ZM243 198H244V196H243ZM245 198H246V197H245ZM258 198H261V197L258 196ZM258 198H257V199H258ZM262 198H264V196H262ZM28 199L31 200V198H28ZM34 199H36V198H34ZM37 199H38V201H40L39 198H37ZM43 199H44V198H43ZM53 199H54V198H53ZM85 199H87V198H85ZM100 199H102V197H101ZM100 199H99V200H100ZM106 199H107V198H106ZM124 199H125V198H124ZM149 199H150V198H149ZM165 199H167V198H165ZM184 199H187V197H185ZM193 199L195 200L194 195H193ZM207 199H208V198H206V200H207ZM247 199H248V198H247ZM44 200H45V199H44ZM58 200H61V199L58 198ZM112 200H113V199H112ZM145 200H146V198H145ZM145 200H144V201H145ZM150 200H151V199H150ZM156 200H160V198H158V199H156ZM167 200H168V199H167ZM169 200H170V199H169ZM194 200H192V201H194ZM196 200H197V199H196ZM202 200H205V199H202ZM214 200H215V198H214ZM45 201H46V200H45ZM73 201H74V200H73ZM102 201H103V200H102ZM114 201H115V200H114ZM116 201H117V200H116ZM147 201H148V200H147ZM165 201H166V200H165ZM170 201H172V200H170ZM175 201H176V200H175ZM179 201H180V200H179ZM182 201H183V203H184V200H182ZM185 201H186V200H185ZM198 201H199V200H197V202H198ZM229 201H230V200H229ZM247 201H248V200H247ZM256 201H257V200H256ZM259 201H261V200L259 199ZM43 202H44V201H43ZM58 202H59V201H58ZM75 202H76V201H75ZM141 202H142V201H141ZM154 202H156V201H154ZM154 202H153V203H154ZM166 202H167V201H166ZM177 202H178V201H177ZM186 202H187V201H186ZM186 202H185V203H186ZM190 202H191V198H190ZM194 202H195V201H194ZM62 203H63V202H62ZM64 203H65V202H64ZM86 203H87V202H86ZM98 203H99V202H98ZM100 203H101V202H100ZM110 203H111V201H110ZM110 203L108 202V204H110ZM119 203H120V199H119ZM125 203H127V202H125ZM125 203H124L123 205H126ZM138 203H139V202H138ZM147 203H148V202H147ZM156 203H157L158 205L161 204V203H159L158 201H157ZM162 203H164V202L162 201ZM170 203H171V202H170ZM173 203H176V202H173ZM192 203H193V202H192ZM198 203H199V202H198ZM208 203H209V201H208ZM224 203H225V202H224ZM236 203H237V202H236ZM247 203H248V202H247ZM101 204H102V203H101ZM101 204H100L99 208L103 206V205L101 206ZM103 204H105V206H107L106 203H103ZM142 204H143V203H142ZM145 204H146V202H145L143 205H145ZM148 204H150V203H148ZM151 204H152V203H151ZM151 204H150V205H151ZM167 204H169V201H168ZM171 204H172V203H171ZM178 204H179V203H178ZM180 204H182V202H180ZM218 204H219V203H218ZM225 204H226V203H225ZM62 205H63V204H62ZM65 205H66V204H65ZM89 205H90V204H89ZM116 205H120V206H121V204H117V203H116ZM127 205H128V203H127ZM135 205H136V202H135ZM138 205H139V204H137V206H138ZM150 205H149V206H150ZM152 205H153V204H152ZM162 205H164V204H162ZM172 205H173V204H172ZM183 205H184V204H183ZM202 205H203V204H202ZM202 205H201V206H202ZM219 205H220V204H219ZM248 205H249V204H248ZM110 206H111V205H110ZM133 206H134V204H133ZM159 206H160V205H159ZM159 206H158V207H159ZM164 206H166V205H164ZM167 206H169V205H167ZM174 206H176V205H174ZM184 206H185V205H184ZM184 206H182V207L184 208ZM204 206H205V205H204ZM252 206H253V205H252ZM90 207H91V206H90ZM103 207H104V206H103ZM112 207H113V206H112ZM118 207H119V206H118ZM122 207H124V206H122ZM126 207H128V206H126ZM135 207H136V206H135ZM142 207H143V206H142ZM152 207H153V206H152ZM158 207H157V209H158ZM161 207L164 208L163 206H161ZM161 207H160V208H161ZM193 207H194V206H192V208H193ZM221 207H222V205H221ZM223 207H224V206H223ZM231 207H232V206H231ZM13 208H14V207H13ZM143 208H144V207H143ZM149 208H150V207H148V209H149ZM166 208H167V207H166ZM168 208H169V207H168ZM171 208H172V206H171ZM176 208H177V207H176ZM204 208H205V207H204ZM225 208H227V207H225ZM62 209H63V208H62ZM103 209H104V208H103ZM131 209H132V206H131ZM150 209H151V208H150ZM172 209L174 210V208H172ZM202 209H203V207H202ZM202 209H200V210H202ZM232 209H233V208H232ZM235 209H236V207H235ZM259 209H260V208H259ZM52 210H54V209H52ZM55 210H56V209H55ZM75 210H77V209H75ZM75 210H74V211H75ZM98 210H99V209H98ZM110 210H111V209H110ZM115 210H116V209H115ZM136 210H138V209H136ZM163 210H164V209H162V211H163ZM167 210H169V209H167ZM181 210H183V209H181ZM196 210H197V208H196ZM204 210H205V209H204ZM204 210H203V211H204ZM47 211H48V210H47ZM50 211H51V210H50ZM120 211H121V209H120ZM143 211H144V210H143ZM151 211H153V209H151ZM155 211H156V209H155ZM160 211H161V210H160ZM194 211H195V210H194ZM223 211H225V210H223ZM223 211H222V212H223ZM238 211H239V210H238ZM259 211H260V210H259ZM259 211L256 210V213L259 212ZM66 212H67V211H66ZM99 212H101V210H100ZM106 212H107V211H106ZM132 212H133V211H132ZM168 212H169V211H168ZM171 212H173V211H171ZM187 212H190V210H187ZM198 212H199V211H198ZM243 212H244V211H243ZM246 212H247V211H246ZM246 212H245V213H246ZM248 212H249V211H248ZM254 212H255V211H254ZM254 212H253V214H254ZM51 213L54 214L53 211H51ZM78 213H79V212H78ZM78 213H77V214H78ZM94 213H95V212H94ZM104 213H105V212H104ZM130 213H131V211H129V215H130ZM159 213H160V212H159ZM185 213H186V212H185ZM194 213H195V212H194ZM213 213H214V212H213ZM213 213H212V214H213ZM224 213H225V212H224ZM237 213H239V212H237ZM49 214H50V213H49ZM71 214H72V213H71ZM131 214H132V213H131ZM136 214H137V212H136ZM160 214H161V213H160ZM229 214H231V213H228V216H229ZM253 214H252V215H253ZM66 215H67V214H66ZM73 215H76V214H73ZM123 215H124V214H123ZM132 215H133V214H132ZM167 215H168V214H167ZM183 215H184V214H183ZM189 215H190V214H189ZM214 215H215V214H214ZM231 215H232V214H231ZM241 215H242V214H241ZM246 215H247V213H246ZM248 215H249V213H248ZM250 215H251V214H250ZM21 216H22V215H21ZM88 216H89V215H88ZM92 216H93V215H92ZM104 216H105V215H103V217H104ZM141 216H142V214H141ZM145 216H146V215H145ZM181 216H182V214H181ZM200 216H201V215H200ZM200 216L198 215V217H200ZM207 216H208V215H207ZM261 216H262V215H261ZM22 217H23V216H22ZM26 217H28V216H26ZM59 217H60V216H59ZM75 217H76V216H75ZM105 217H106V216H105ZM128 217H129V216L126 217L127 220H128ZM142 217H143V216H142ZM153 217H154V216H153ZM194 217H195V216H194ZM204 217H205V216H204ZM204 217H203V218H204ZM214 217H215V216H214ZM17 218H18V217H17ZM47 218H49V217H47ZM73 218H74V217H73ZM124 218H125V217H124ZM146 218H149V216L146 217ZM146 218H145V219H146ZM150 218L152 219V217H150ZM160 218H161V219H159V220H162L163 217H160ZM171 218H172V216H171ZM186 218H188V217H186ZM189 218H190V216H189ZM208 218H209V216H208ZM235 218H236V217H235ZM56 219L58 220V218H56ZM60 219H61V218H60ZM70 219H71V218H69L68 220H70ZM76 219H77V218H76ZM89 219H90V218H89ZM91 219H92V218H91ZM126 219H125V220H126ZM129 219H130V218H129ZM135 219H136V218H135ZM143 219H144V218H142V220H143ZM151 219H149V220L151 221ZM19 220H20V219L18 218V221H19ZM53 220H54V219H53ZM77 220L79 221L80 219L78 218ZM94 220H95V219H94ZM108 220H109V219H108ZM118 220H123V219H118ZM146 220H148V219H146ZM149 220H148V221H149ZM154 220H155V219H154ZM165 220L169 221L168 217H167V219L165 218ZM182 220H183V219H182ZM184 220H185V219H184ZM192 220H193V217H192ZM202 220H203V219H202ZM214 220H215V219H214ZM224 220H225V219H224ZM235 220H236V219H234V221H235ZM31 221H32V220H31ZM63 221H64V220H63ZM63 221H62V222H63ZM71 221H72V220H71ZM71 221H70V223H71ZM110 221H111V220H110ZM129 221H130V220H129ZM132 221H133V220H132ZM148 221H146V222L148 223ZM167 221H166V222H167ZM172 221H173V220H172ZM194 221H195V220H194ZM194 221H193V222H194ZM217 221H218V220H217ZM62 222H61V223H62ZM73 222H74V221H73ZM80 222H81V221H80ZM93 222H95V221H93ZM93 222H92V224H93ZM105 222H106V221H105ZM105 222H104V223H105ZM118 222H119V221H118ZM118 222H116V224H117ZM154 222H155V221H154ZM164 222H165V221H164ZM181 222H182V221H181ZM204 222H205V223H204ZM259 222H260V221H259ZM53 223H54V222H53ZM61 223H60V225H61ZM64 223H65V222H64ZM68 223H69V222H68ZM70 223H69V226H70ZM97 223H98V222H97ZM107 223H108V222H107ZM127 223H128V222H127ZM127 223H126V224H127ZM132 223H133V222H131V224H132ZM147 223H146V225H147ZM151 223L153 224V222H151ZM160 223H161V222H160ZM160 223H158V224L160 225ZM174 223H175V222H174ZM200 223H201V222H200ZM203 223H204L205 225L207 224L206 221H203ZM203 223H202V224H203ZM213 223H214V221H213L211 224L214 225ZM228 223H231V222H228ZM228 223H227V224H228ZM10 224H11V223H10ZM18 224H19V223H18ZM81 224H82V222H81ZM108 224H109V223H108ZM119 224H121V223L119 222ZM123 224H125V223H122V225H123ZM143 224H144V223H143ZM168 224L170 225L171 222L169 221ZM196 224H197V220H196ZM231 224H232V223H231ZM234 224H235V223H234ZM60 225H59V226H60ZM75 225H76V224H75ZM75 225H74V226H75ZM77 225H78V224H77ZM106 225H107V224H106ZM161 225H164V224H161ZM166 225H167V223H166ZM173 225H174V224H173ZM183 225H185V223H184ZM192 225H193V224H191V226H192ZM217 225H218V222L216 223V226H217ZM248 225H249V224H248ZM251 225L253 226V224H251ZM65 226H67V224H66ZM72 226H73V224L71 225V227H72ZM115 226H117V225H115ZM149 226H150V225H149ZM171 226H172V225H171ZM185 226H186V227H187V226L189 227V225H187V223H186ZM191 226H190V228H191ZM198 226H199V224H198ZM207 226H208V225H206V227H207ZM226 226H227V225H226ZM228 226H229V225H228ZM233 226H234V225H233ZM233 226H230V227H233ZM235 226H236V225H235ZM249 226H250V225H249ZM249 226H248V227H249ZM62 227H63V226H62ZM76 227H78V226H76ZM101 227H102V226H101ZM108 227H109V226H108ZM108 227H107V229H108ZM118 227H119V226H118ZM157 227H158V226H157ZM180 227H181V226H179V228H180ZM194 227H196V226H194ZM208 227H209V226H208ZM208 227H207V229H208ZM239 227H240V226H239ZM239 227H238V228H239ZM248 227H247V228H248ZM57 228H58V226H57ZM72 228H73V227H72ZM102 228H103V227H102ZM126 228H127V227H126ZM128 228H129V225H128ZM177 228H178V226H177ZM184 228H185V227H184ZM216 228H217V227H216ZM233 228H234V227H233ZM235 228H237V227H235ZM5 229H6V228H5ZM67 229H69V227H67ZM161 229H162V228H161ZM180 229H181V228H180ZM182 229H183V228H182ZM185 229H186V228H185ZM214 229H215V228H214ZM229 229H230V228H229ZM231 229H232V228H231ZM48 230H49V227H48ZM72 230H73V229H72ZM177 230H178V229H177ZM186 230L189 231V230H191V229H189V230L186 229ZM208 230H209L208 232L211 231L210 229H208ZM212 230H213V229H212ZM235 230H236V229H235ZM2 231H3V230H2ZM56 231H57V230H56ZM61 231H62V230H61ZM63 231H65V230H63ZM105 231H106V230H105ZM110 231H111V229H110ZM162 231H163V229H162ZM166 231H167V230H166ZM170 231H171V230H170ZM181 231H182V234H183V232H185V233L187 232V231H185V230H181ZM216 231H219V230H216ZM230 231H232V230H230ZM236 231H237V230H236ZM236 231H235V232H236ZM14 232H15V231H14ZM19 232H20V231H19ZM54 232H55V231H54ZM108 232H109V231H108ZM191 232L194 233L195 231H192V230H191ZM206 232H207V231H205V233H206ZM208 232H207V233H208ZM223 232H224V231H223ZM36 233H37V232H36ZM57 233H59V232H57ZM68 233H69V232H68ZM185 233H184V234H185ZM195 233H196V232H195ZM211 233H212V232H211ZM217 233H218V237H219V232H217ZM220 233H221V232H220ZM225 233H226V232H225ZM225 233H224V234H225ZM236 233H237V232H236ZM236 233H235V234H236ZM238 233H239V232H238ZM249 233H250V232H249ZM251 233L253 234V231H252ZM126 234H127V233H126ZM187 234H188V233H187ZM208 234H209V233H208ZM213 234H214V233H213ZM235 234H234V236H235ZM257 234H258V233H257ZM58 235H60V233H59ZM176 235H177V234H176ZM196 235L198 236V234H196ZM199 235H201V234H199ZM63 236H64V235H63ZM126 236H127V235H126ZM188 236H189V235H188ZM202 236H203V235H202ZM213 236H214V235H213ZM213 236H212V237H213ZM221 236H222V234H221ZM255 236H256V234H255ZM258 236H259V235H258ZM175 237H176V236H175ZM222 237H223V236H222ZM248 237H249V236H248ZM260 237H261V236H260ZM260 237H259V238H260ZM93 238H94V237H93ZM126 238H127V237H126ZM169 238H170V237H169ZM190 238H191V237H190ZM213 238H214V237H213ZM215 238H216V237H215ZM215 238H214V239H215ZM223 238H225V237H223ZM250 238H251V241H252V240H253L252 236H250ZM188 239H189V238H188ZM235 239H236V238H235ZM235 239H234V240H235ZM247 239H248V238H247ZM256 239H258V237H257ZM163 240H165V239H163ZM203 240H204V237H203ZM208 240H209V239H208ZM221 240H223V239H221ZM237 240H238V239H237ZM239 240H240V239H239ZM258 240H259V239H258ZM126 241H127V240H126ZM178 241H179V240H178ZM191 241H192V240H191ZM216 241H217V243L219 242L218 240H215V242H216ZM224 241H225V240H223V243H224ZM259 241H260V240H259ZM262 241H264V239H263ZM163 242H164V241H163ZM169 242H170V241H169ZM188 242H190V241H187V244H186L187 247H188ZM204 242H205V241H204ZM230 242H231V241H230ZM234 242H235V241H234ZM234 242H233V243H234ZM237 242H240V241H237ZM253 242H254V241H253ZM253 242H252V244H253ZM192 243H193V241H192ZM205 243H206V242H205ZM233 243H232V244H233ZM28 244H29V243H28ZM30 244H31V241H30ZM56 244H57V243H56ZM169 244H172V243H169ZM177 244H178V243H177ZM218 244H219V243H218ZM230 244H231V243H230ZM163 245H164V244H163ZM174 245H175V244H174ZM191 245H192V244H191ZM203 245H204V244H203ZM177 246H178V245H177ZM217 246H218V245H217ZM254 246H255V245H254ZM173 247H174V246H173ZM222 247H223V245H222ZM188 248H189V247H188ZM191 248H192L191 251H193V246H192ZM204 249H205V248H204ZM209 249H210V248H209ZM239 249H240V248H239ZM177 250H178V249H177ZM187 250H188V249H187ZM189 250H190V249H189ZM262 251H263V250H262ZM193 252H194V251H193ZM222 252H223V251H222ZM255 252H256V251H255ZM182 253H183V252H182ZM187 253L189 254L188 256L190 257V252L187 251ZM196 253H197V251H196ZM200 253H201V252H200ZM200 253H199V254H200ZM244 253H246V252H244ZM248 254H249V253H248ZM15 255H16V254H15ZM182 255H183V254H182ZM192 255H193V254H192ZM244 255H245V254H244ZM47 256H48V255H47ZM242 256H243V255H242ZM189 257H188V258H189ZM197 257H198V256H197ZM239 257H240V256H239ZM244 257H245V256H244ZM262 257H263V256H262ZM262 257H261V258H262ZM188 258H187V261L190 259V258H189V259H188ZM203 258H204V257H202V259H203ZM225 258H226V257H225ZM247 258H249V257H247ZM197 259H198V260H201V261L203 262L202 259H199V258H197ZM240 259H241V258H240ZM204 260H205V259H204ZM223 260H224V263H225V260H226V259H223ZM242 260H243V259H242ZM189 261H190V260H189ZM213 261H214V260H213ZM205 262H206V261H205ZM209 262H211V261H209ZM209 262H206V263H209ZM215 262H216V261H215ZM241 262H242V261H241ZM188 263H189V262H188ZM206 263H205V264H206ZM213 263H214V262H213ZM221 263H222V262H221ZM256 263H258V262H256ZM259 263H260V261H259ZM194 264H196V263H194ZM216 264H217V263H216ZM239 264H240V263H239ZM241 264H242V263H241Z\"/></svg>",
	"mask_w": 264,
	"mask_h": 264
}]
</instances>
